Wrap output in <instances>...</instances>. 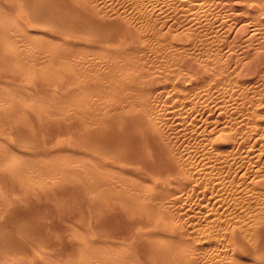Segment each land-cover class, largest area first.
Masks as SVG:
<instances>
[{
  "label": "rangeland",
  "instance_id": "rangeland-1",
  "mask_svg": "<svg viewBox=\"0 0 264 264\" xmlns=\"http://www.w3.org/2000/svg\"><path fill=\"white\" fill-rule=\"evenodd\" d=\"M71 1V3L72 2H74V4L76 5V3H75V0H70ZM101 1H103L104 3H106L105 1H107V0H99V2L100 3H102L103 4V2H101ZM117 1H119V3H120V6L122 7H120L119 6V3L117 2ZM121 1V2H120ZM160 1V2H159ZM185 3L186 2H190V0H183ZM193 1V0H192ZM216 2H217V4H216V2H208V3H206V4H208V5H205L204 3H198L197 4V6H194V8L193 7H191V6H186V5H184V6H178V5H174V3L172 4V3H167V2H170V1H166V3L164 2H162L161 0H155L154 1V3H155V5H156V13L154 12V14L153 15H151V13L150 12H148L149 14L146 16V15H144V17L145 18H143V16H140L141 18H138V20L136 19L135 20V18H134V20H133V18H132V15H131V13L133 14L135 11H133L132 10V6L130 5V4H128V3H125V1L123 2V0H111L110 2L111 3H106V4H108V6H110V8H114V7H117V6H119L118 8H114V10H117V11H119V13L120 14H118L119 16H120V18H119V20L120 21H123L125 24V26H126V28H127V30H128V32H127V34H126V32H125V36L123 35V34H121L120 36H116V38L117 37H119L117 40H116V38L114 37L113 39L115 40H113V39H111V40H109V41H106V43L105 42H103L104 44H105V46H103L102 45V43L101 42H99L98 44L96 43H92V41H84L83 39H86V40H91V39H89V38H80L79 40H77V39H74V40H72V42H66V43H73V45H71V47H72V49L74 50V49H76V46L78 45H80L79 47H81V45H82V43H83V45H82V47L81 48H83V47H85V48H83L82 50H83V52L85 51V49H86V51H85V53H87V49L88 48H86V47H89V49H94V51L93 52H98V53H100L101 52V54H103L102 53V51L103 52H105V56L104 55H101L102 57H106V54L108 53V51H109V53L108 54H115V56L118 58V57H120V58H118L117 60L119 61V63L120 64H125V62H127L128 64H135V65H138L139 66V64H142V66L140 65V67H142L143 69H145V71H146V73H145V79L144 80H152V82H153V80H154V84H157L158 82H164V78H167L168 79V81L167 80H165V81H167L168 83H170V80H169V78H174V76L175 77H177V79H176V82H178L179 81V78H178V76H176V75H174L175 73H176V70H175V68H177L178 66V68H184V70L183 71H186L185 73L186 74H188V73H190L193 77H197L198 75V77H200L199 79H197V78H193L194 80H196V81H194L193 79H192V77L191 76H188V78L190 77V79H192V81H193V83L194 84H196L197 86H199V87H201V88H203L204 87V85H205V88H203V94H199V95H197V97H195L196 95H195V93H197L198 91H197V89L199 88V87H197L196 85V87L195 86H193L191 89L189 88V89H187V90H191V93H190V91L188 92V91H186V93H184L185 94V96H183L182 97V95H183V93L181 92V91H175L174 93H173V91L170 89V87L168 88L170 91H167L168 89L166 88L165 89V91H164V93H165V95L166 94H168L169 95V92H170V98H169V96L168 95H164V93H163V97H161V98H159L154 104L152 103V109L150 110V111H152V115L155 113L154 111H159V116H158V112H156L155 113V116H154V118L152 117V115L150 114L149 116H150V118H153L152 119V121L151 120H149L148 121V123H149V126H151V124L153 125V126H151L152 128H155V131H153L154 129H152L151 127H150V131L152 132H155L154 133V135L152 136L151 134L152 133H150V131H146V130H144V131H146L147 132V134H146V132L144 133L145 135H143L142 133L144 132L143 131V129L142 128H140V126H139V129L141 130V131H139L137 128L135 129V131L137 130V132H140L141 133V135H142V137H139L140 139H141V141L139 140V138H138V140H135L136 141V143H134L133 142V144H132V151H130V152H132L131 154L133 155L135 152L133 151V150H135L137 153H136V155H137V157H136V155L134 156L133 155V158L135 159V157H136V159H138V161L137 160H135L134 161V164L132 163V161L134 160L133 158H132V156L130 157L131 159H132V161H131V159L130 158H128V159H130V161H125V163L124 164H121V162L123 161V160H121L120 161V163H119V161L117 162V159H115L116 161L115 162H117V164L115 163V164H113V160H108V159H106V160H103V156H104V154L102 153V152H100L99 150H96L95 148H96V145L94 146L95 148H93V145H91V146H89V145H87L86 143V139H85V141L82 143L83 145H82V147L81 146H79L77 143H79L80 145H81V142L84 140V138H83V140H82V138L80 139V141L79 142H77L76 144H75V142L76 141H74L73 139H75V140H77L79 137H82V136H84L83 134H85V138H86V133H87V131L89 130V125L90 124H94L95 122L99 125H101V123H100V121H102V120H95V122L94 121H92L93 123H90L91 122V120L92 119H90V121L88 120V118H86L85 116H80V114L82 115V111H78V112H75V110H71V106L72 105H70L69 106V110L68 109H66V107H68L67 105H66V103H67V100L70 102V100L72 99L73 101L74 100H77V99H79V97H78V91H76L75 92V88L73 87V86H68V84H65V89H67V90H65L64 88L61 90L60 88L61 87H63L62 85H64L63 83H60L61 85V87L58 85L59 84V82L57 81V76H56V74L55 73H51V72H48V73H45V72H39V73H37V74H30V75H27V73H23V72H21L22 71V67H24V66H26V68H27V65H28V67H31V65H29L26 61H25V59L27 60V58H25V54L26 53H28L27 55H28V57L30 58V57H33V56H37V55H35V53L36 54H38V52L40 51H38L37 52V50L36 49H38V48H40L41 49V47L39 46V43L42 41V40H38V42H37V38L36 37H34V36H31V35H29L28 33H31V34H35L34 33V31L35 30H37V28H35L34 27V25H32V23H30V22H28L26 19V15H25V13H24V10L18 5L19 4V1L18 0H3V1H1L0 0V5H1V8H0V27L1 28H6V29H9V28H15L14 27V25L16 26L18 23H20V24H18L19 25V27H20V29L22 28V26L21 25H23V28H22V32L21 33H24V34H26V36H28L29 38L28 39H22V38H20L17 42H10V43H8L7 45H5V44H3V42H2V38L3 37H1L0 36V114H2L1 112H3V115L1 116L0 115V154L1 153H8V154H5L6 156H7V158L9 157V158H11L10 160H12V162L11 161H8V162H0V207H1V205L2 206H4V211H3V209H2V207L0 208L1 210V214L3 215V216H1V214H0V222H2L3 220H4V218H5V214H6V212H5V210H13L12 212H14V210L15 209H17V208H19V209H17V214L15 215L16 217L19 215H21V214H24V215H21L20 217H18V218H21V217H24V218H21V219H26L27 217H30L31 219H29V218H27V219H29L30 221H32V223L33 224H37V226H35V225H33V226H35V227H37V228H40L39 230H41V231H44V229H45V233H43L42 232V234H43V238H44V241L46 240V239H48L47 241L49 242L50 241V243L52 244L50 247H49V249H48V247H46V248H37V247H35V245H33V243L31 242V241H29V240H26V239H23V242L25 243L24 245L26 246L25 248V250L27 251V253L32 249V251L30 252V254L28 253V255L27 256H25V254H27V253H24V255H22V250H21V252L19 251V252H17V253H13V254H11L9 257H2L1 255H0V264H40V263H38V262H41V264H92L91 262L89 263V261H92L94 258H92V257H94V256H90L91 254H94V252H96L95 253V255H97V252H98V255H100L99 257H100V259H103L101 256L103 255L104 256V261H102L101 263L99 262V263H97L96 262V260L98 261V260H100V259H98L99 257L98 256H96V260L94 259L93 261L94 262H96L97 264H104V263H110V262H108V261H111V264H115L114 262H112V259L110 258V257H114V256H110V255H113V254H116L115 255V257L116 256H118L117 258L120 260L119 262H118V264H122V262L124 261V263L125 264H129V262H130V264H132L133 262L132 261H135L136 263L135 264H150V262H151V264H155V263H153L152 262V260L154 259V261L156 262L157 260H158V255H154V253L152 252V250H150L151 249V247H149L150 249H149V251H151L152 252V255H151V252H150V256L149 257H146L145 255H148V252L149 251H147V253H146V250H145V248H143L144 249V253H145V255H144V253H143V255L146 257H144L143 255H142V253H140L141 254V256H140V254L138 255V252H140V251H142L143 252V250L142 249H140V248H138L137 249V245H134L133 246V244L130 242V239L131 238H133V237H136L135 236V234H136V232L138 231V229L141 227V225L142 224H140V226H138V227H135L134 228V226L133 225H131V223L133 222V220H134V222L136 221L137 222V224L138 223H140V222H138L137 221V219H139V221H148L149 220V216L148 215H146V218L144 217V218H142V216L140 215V213L138 212V210H137V212H138V215L136 216V214H137V212H135L136 211V209L134 210H132V211H130V212H126V211H123V209H122V205L120 204V202L122 203V199L121 200H113V201H111V203H113V207L115 208V210H114V208L113 207H111L112 206V204L109 202L110 200H111V198L109 199V197H107L108 199H106V198H104V199H102L100 196H103V189H104V192L106 191V189L108 188V191H106V193H108V194H120V195H123V199H127V201H125L124 200V203H133V205H134V207L135 206H139L140 204L142 205V204H144V202L142 201L143 199H145V197H142V194L141 193H143L144 192V194H145V191H147V190H145L144 188L147 186L148 188H146V189H152V190H155L156 191V189L158 190V188H161V189H165V191H167L168 192V190L167 189H169V185H167V180H168V178H169V176L168 177H164V178H162L163 176H161V174H160V172H159V167L160 166H158V165H161V161L163 160V159H161V161L159 160V159H157V158H155L156 160H158V161H156V160H154V156L156 157V155H162V157L161 158H164V163L165 162H167V157H169L168 158V160L170 161V162H172L173 161V158L172 157H174V159L178 156V158H177V160L178 159H180V158H182L181 160H182V162H184V160L186 161V157L188 158V157H190V158H192L191 159V162L189 161L190 160V158L187 160V162H189L188 163V165L185 163V165L188 167V169H189V164L191 163V165H190V169L189 170H193V169H195L196 171H199L200 169H202V170H206V168L209 166L210 168H208V172L206 171V175H204L203 173H202V175L201 176H199V179H200V181H205V183H207V179L209 178V181H208V184H206L204 187H202L203 188V190H202V188H201V190H199V191H201V193L204 191L205 192V194H201V196H200V194H199V191L197 192V191H192L193 190V188L194 187H189L188 189H187V191H188V193H187V195H189V196H186V195H184L185 197L184 198H186V199H184V202H183V204H184V207H185V212H190L191 211V215H190V213H188L190 216V218L188 217H186L185 219H183V220H181L182 218L179 216L178 217V219H177V216H178V214H177V211L175 210V209H171L170 210V212L169 213H171V218H175L176 217V222H178L179 223V220H181L180 221V225H181V223H182V227L186 230V234L188 235V236H190L191 235V237H193L194 238V236H193V234L195 233H193V231H194V229H195V227L197 226V229L199 230V228H198V225L200 226V230H199V232H198V230L197 229H195V231H197V234L195 235V236H197V235H200V233H202V231L204 230V233L206 232V233H208L209 231H211L212 233V235L214 236H216V237H213L215 240H216V238H218V240L219 239H222L223 237H222V232L224 231L225 232V230L227 229V230H229V229H231L232 227H235L236 225H240V224H245V223H251V224H256V226H258L259 228H260V230L261 231H263L262 232V234H264V223H262V221L264 220H260V219H262L263 217H264V212H261L263 209H264V193H263V191H264V187L263 186H260L259 185V183L261 184V183H263L264 184V63H262L264 60V30H262L263 29V27H264V25H262V22H264V21H262V22H260V24L257 22L258 20H256L255 22H253V21H248V19L246 18V17H244L246 14H245V12H243L244 10H242L241 11V9H240V7H238V0H231L230 1V3H231V5H225V3L223 4V2H221L220 0H215ZM69 2V1H68ZM116 2V3H115ZM123 2V3H122ZM157 2H159L158 4H157ZM164 4V6H163V4ZM172 2V1H171ZM2 3V4H1ZM70 3V2H69ZM118 3V4H117ZM220 3H221V5H220ZM73 4V3H72ZM115 4V5H114ZM116 4H117V6H116ZM123 6H122V5ZM128 4V5H127ZM162 4V5H161ZM167 4L169 5V6H167ZM171 4V5H170ZM209 4H215V5H209ZM222 4H223V6L225 7H221L222 6ZM240 4H242V3H240ZM3 5V6H2ZM104 5V4H103ZM114 5V7H112ZM128 6V8H127V6ZM129 5H130V7H129ZM200 5H201V7H204L202 10H201V8H200ZM219 5V6H218ZM210 6V7H209ZM215 6H217V7H215ZM229 6V7H228ZM231 6V7H230ZM4 7H6L7 8V10H6V8H5V10L6 11H8V8H9V10H10V13H9V11L8 12H5V10H4ZM146 7H148L149 8V6H145V8ZM162 7V8H161ZM198 7L199 9H196V8ZM209 7V8H208ZM215 7V8H214ZM227 7V8H226ZM235 7V8H234ZM3 8V9H2ZM123 8H125V10L123 9ZM162 9V10H158V9ZM217 8V9H216ZM239 8V9H238ZM128 9V10H127ZM134 9V8H133ZM189 9H192V10H189ZM238 11H237V10ZM127 10V11H126ZM131 10V11H130ZM135 10V9H134ZM150 10V9H149ZM116 11V12H117ZM123 13H121V12ZM124 11V12H123ZM131 12L130 14H129V12ZM160 11H161V13H160ZM187 11V12H186ZM207 11V13H205V12ZM3 12H5V14L3 13ZM115 12V11H114ZM232 12V13H231ZM241 12L242 13H244V14H242L241 15ZM3 13V14H2ZM9 13V14H8ZM113 13V12H112ZM159 13H160V15H159ZM196 13V14H195ZM233 13H235V15L237 16H234V14ZM237 13V14H236ZM11 14V15H10ZM12 14H14V15H12ZM195 14V15H194ZM130 15H131V17H130ZM238 15H239V17H238ZM240 15H241V18H240ZM244 15V16H243ZM4 16V17H3ZM6 16V17H5ZM12 16L14 17V18H12ZM151 16H153V17H151ZM155 16V17H154ZM186 16H188V17H191V18H188V19H185V17ZM234 16V17H233ZM3 17V18H2ZM149 17H151L150 19H151V22H150V19H149ZM233 17V18H232ZM235 17H236V20L238 21H236L235 20ZM244 17V18H243ZM5 18H7L6 20H5ZM9 18V19H8ZM113 18V17H112ZM132 18V19H131ZM187 18V17H186ZM239 18H240V20H239ZM142 19H144L145 21H147V22H149V23H147V22H145L144 20H142ZM148 19V20H147ZM192 19V20H191ZM244 21H243V20ZM247 19V20H246ZM12 20V21H11ZM188 20V21H187ZM189 20H191V21H189ZM14 21H16V24L14 23ZM145 23H144V22ZM236 21V22H235ZM240 21V22H239ZM242 21V22H241ZM245 21H247V23H245ZM7 22V23H6ZM18 22V23H17ZM127 22V23H126ZM249 22V23H248ZM8 24V26L6 27L5 25L6 24ZM9 23H13V25H9ZM189 23V24H188ZM240 23V24H239ZM128 24V25H127ZM187 24V25H186ZM246 24V25H245ZM249 24V25H248ZM254 25V27H256V28H254L253 26V28L252 27H250L251 25ZM264 24V23H263ZM243 25V26H242ZM247 27V28H244L245 26ZM259 25V26H258ZM261 25H262V28H261ZM129 26H130V28H129ZM257 27H259V28H257ZM132 28H134L133 30H132V32H131V29ZM252 29V30H251ZM255 29V30H254ZM258 29H260V31L258 30ZM24 30V31H23ZM257 30V31H256ZM19 31H21V30H19ZM37 31H39V32H42V33H44V34H48V35H46V36H48V39L50 38H53V35L51 34V32L49 31V30H46V29H44V28H41L40 30H37ZM1 32V31H0ZM4 33H6V35H7V39H9V40H11V37H12V39H14L15 37L13 36V35H11L10 34V32L8 31V32H4ZM9 33V34H8ZM135 33V34H134ZM257 33V34H256ZM133 34H134V36H133ZM127 35H130V37H128L127 39L128 40H125V37L127 36ZM121 36H123V37H121ZM131 36H132V39H131ZM254 36V37H253ZM14 37V38H13ZM123 38V39H122ZM130 38V39H129ZM41 39V38H40ZM40 41V42H39ZM20 42V43H19ZM37 42V44H38V47H36V44L34 45V43H36ZM90 42V43H89ZM110 42V43H109ZM116 42H118V43H116ZM144 42V43H143ZM163 44H162V43ZM12 43H14V44H12ZM16 43H18L17 44V46H16ZM45 43H49V42H45ZM51 43V42H50ZM50 43H49V45H48V47H50L52 44L54 45V43H56V44H58V42H52L51 43V45H50ZM59 43H61V42H59ZM92 43V44H91ZM108 43H109V45H108ZM114 43H115V45H114ZM128 43L130 44V47H128ZM157 43V44H156ZM160 43V44H159ZM22 44V45H21ZM23 44H26V47H28V49L26 48V47H24V45ZM33 44V45H32ZM46 44V45H47ZM54 45V47H53V45L50 47V48H56V46L57 45ZM149 44V45H148ZM28 45V46H27ZM31 45H32V47H31ZM41 45H44V46H42V50H43V48H46V45L44 44V42H41ZM158 45H161V47H164V48H161L160 46L159 47H157V49L158 48H161L160 50L158 49H156V46H158ZM164 45V46H163ZM167 45V46H166ZM23 48H22V47ZM77 46V50L76 51H80L81 50V48L79 49V47ZM144 46H145V48H144ZM172 46H174L173 48H172ZM20 47V48H19ZM35 47V48H34ZM48 47H47V50L49 51V49H48ZM73 47H75V48H73ZM90 47H92V48H90ZM131 47H133V49H131ZM31 48H34V52L35 53H31V52H33L32 51V49ZM52 48V49H53ZM98 49V50H96V49ZM129 48V49H128ZM177 50H176V49ZM179 48V49H178ZM24 49H25V51H26V49H27V51L25 52L24 51ZM79 49V50H78ZM131 49V50H130ZM164 49V50H163ZM177 51H175V50ZM55 50V49H54ZM81 50V51H82ZM92 50H89V51H91L92 52ZM105 50V51H104ZM139 50H140V52H141V54H140V52H139ZM182 50L183 51H186V52H184L185 54L186 53H188L189 54V57H187V58H185L187 55H185L183 52H182ZM262 50H263V52H262ZM44 51H46L45 49L43 50V52ZM48 51H46V53L48 52ZM53 51V50H52ZM51 51V52H52ZM156 51H157V53H156ZM159 51H162V52H159ZM16 52H18V53H20V57H21V60H23L24 62L23 63H25V64H20V66H18V64H17V59L15 60V58H8V56H14V54L16 53ZM41 52V51H40ZM54 52V51H53ZM107 52V53H106ZM180 54H179V53ZM181 52H182V54H181ZM24 53V54H23ZM32 54V56H31V54ZM45 53V52H44ZM49 53H50V51H49ZM45 54V55H51V54ZM97 53V54H98ZM127 53V54H126ZM128 53H129V55H128ZM137 53L139 54V55H137ZM173 53H175L176 54V56H178V55H180L181 57H178V61H175L176 59H177V57L175 56V54H173ZM263 53V54H262ZM9 54V55H8ZM30 54V55H29ZM34 54V55H33ZM96 54V53H95ZM107 54V55H108ZM125 54V55H124ZM173 54V55H172ZM178 54V55H177ZM256 54V55H255ZM261 54H262V58L263 59H261ZM24 55V56H23ZM118 55H120V56H118ZM126 55H128V56H126ZM169 55V56H168ZM182 55H184L185 57H183V59H181V61H179V59L180 58H182ZM190 55H192V56H190ZM260 55V56H259ZM96 56H98V55H96ZM100 56V57H101ZM108 56H110V55H108ZM107 56V57H108ZM112 56V58H113V55H111ZM130 56V57H129ZM172 56H174V59L172 60L171 58H173ZM22 57H24V59L22 58ZM115 57V58H116ZM136 57V59L137 60H135V59H133V58H135ZM176 57V58H175ZM195 57H197V58H195ZM138 59H142V60H144V61H142V60H138ZM196 59H198V60H200V62L197 60L196 61ZM116 60V61H117ZM120 60H123V61H120ZM132 60V61H131ZM133 60H135L134 62H133ZM169 60V61H168ZM183 60V61H182ZM190 60H192V61H190ZM201 60H202V62H203V65L202 64H199V63H201ZM125 61V62H124ZM136 61H138V64L136 63ZM145 61H147V62H145ZM167 61H168V64H170V63H173V64H170V65H172L171 67H170V65H168L167 64ZM188 61V67H187V64H186V62ZM204 61H206V62H204ZM209 61V62H208ZM260 61V62H259ZM262 61V62H261ZM52 61H49V62H47V63H51ZM122 62V63H121ZM124 62V63H123ZM143 62V63H142ZM175 62H176V66H174L173 67V65H175ZM180 62V63H179ZM193 64V63H195V65H196V67H194V64L193 65H191V63ZM199 62V63H198ZM250 62V63H249ZM147 63V64H146ZM153 63H154V65H155V68H156V66L157 67H161V66H163V67H165L166 65V67H170L172 70H173V68H174V70L172 71L169 67V69L168 68H166L167 70L164 72L163 71V73H161V71H162V67L161 68H159L160 69V71H159V69L158 68H154V66H153ZM204 63H206V64H204ZM210 63V64H209ZM211 63H212V65H211ZM214 63V64H213ZM251 63H253L252 65H254V67H252V65H250ZM41 64H43V63H41ZM146 64V65H145ZM166 64V65H165ZM182 64V65H181ZM249 64V66L247 67V65ZM263 64V65H262ZM10 65V66H9ZM13 67H12V66ZM40 65V64H39ZM50 65H53V66H55L56 64L55 63H52V64H49V66ZM58 65V64H57ZM55 66L54 68H57L58 66ZM127 65V64H126ZM205 65L207 66V67H205ZM209 65V66H208ZM46 66H48V65H40V68L42 69V68H45ZM131 66V65H130ZM150 66V67H149ZM192 66H193V68H192ZM213 66V67H212ZM216 66V67H215ZM218 66V67H217ZM219 66H222L221 68L219 67ZM262 66V67H261ZM151 67H152V69H151ZM205 67V68H204ZM252 67V69H250ZM258 67V68H257ZM25 68V67H24ZM59 68V67H58ZM177 68V70L179 71V69ZM190 68V69H189ZM203 70H202V69ZM209 70H208V69ZM211 68V69H210ZM213 68H216L217 69V71L215 72V70L216 69H213ZM255 68H257V69H255ZM21 69V70H20ZM158 69V70H157ZM164 69V68H163ZM181 69V70H182ZM197 70V72H200L201 70L203 71V72H201V74H198V75H195V71ZM205 69H207V71L205 70ZM219 69H223L222 70V72H221V70H220V72H219ZM263 69V70H262ZM20 70V71H19ZM148 70V71H147ZM172 71V72H170V71ZM192 70V71H191ZM262 70V71H261ZM154 71V72H153ZM157 73H156V72ZM168 71V72H167ZM183 71H179L178 73H180L181 74V72H183ZM195 73H194V72ZM211 71V72H210ZM254 71V72H253ZM159 72V73H158ZM175 72V73H174ZM206 72H207V74H206ZM221 73V74H223L224 75V78H222L223 76L221 75V76H219V78H218V76H216V75H218V74H216V73ZM248 72V73H247ZM151 73V74H150ZM171 73V74H170ZM172 73H174L173 75L174 76H171L172 75ZM178 73H177V75H178ZM184 72H183V74L186 76V74H185ZM209 73V74H208ZM211 73H212V75L213 76H211ZM226 73V74H225ZM250 73V74H249ZM263 73V75L261 76V74ZM153 74V75H152ZM157 74L158 75V77H157V75L155 76V75ZM162 75V77H160V75ZM163 74L165 75V77H163ZM166 74H170V75H167L166 76ZM251 74H253L252 76H251ZM1 75H2V77H1ZM5 75H7L6 77H3V76H5ZM24 75V76H23ZM146 75L149 77V78H151V79H146ZM183 75V76H184ZM206 75V76H205ZM208 75H209V77H208ZM228 75H229V77H228ZM259 75V76H258ZM14 76V77H13ZM23 76V77H22ZM211 76V77H210ZM216 76V77H215ZM227 76V77H226ZM251 76V77H250ZM11 78V79H9V78ZM19 79H18V78ZM142 77H143V75H142ZM141 77V80H143V78ZM157 77V78H156ZM206 77H207V79H206ZM212 77H215V79L214 78H212ZM220 77H221V80H222V82L223 83H225V85L224 84H222V82H220L221 80H220ZM5 78H8V79H5ZM161 78H163V80H160ZM186 78V80H189V79H187V77H185ZM205 78V79H204ZM227 78H229V79H231V81L230 80H228ZM15 79V80H14ZM20 79H21V81H20ZM26 79H27V81H26ZM160 81H159V80ZM175 79H174V81H175ZM220 80V81H217V80ZM26 82H25V81ZM39 80H40V82H42L44 85L46 84V86L47 85H49V87H46V86H43V84L42 83H40L39 82ZM143 80V82L144 83H146V81H144ZM209 80V81H208ZM210 80H211V82H210ZM18 81L19 82H21V83H18ZM45 81V82H44ZM208 82V83H206V82ZM216 81V82H215ZM54 82H56V85H58L59 87H57L56 85H55V83ZM214 82V83H213ZM230 82V83H229ZM1 83H5V84H1ZM54 83V84H53ZM200 83H201V85L203 86H200ZM212 83V84H211ZM216 83H218V84H216ZM229 83V84H228ZM37 84L39 85V86H41V87H39V86H37ZM164 85L163 86H170V84H167V83H163ZM187 84H189V83H186V85ZM193 84V85H194ZM214 84V85H213ZM8 85V86H7ZM51 85H53V86H51ZM152 85V84H151ZM208 85V86H207ZM213 88L212 89V91H211V89H209V87L210 86ZM155 86V85H154ZM189 86V85H188ZM216 87V88H214V87ZM208 87V88H207ZM39 88V89H38ZM194 88H196V92H194L195 90H193ZM58 89H60V90H58ZM205 89V90H204ZM207 89V90H206ZM64 90V91H63ZM183 90H185V89H183ZM172 91V92H171ZM192 91H193V93H192ZM205 91H209V92H205ZM43 92V93H42ZM168 92V93H167ZM179 94H178V93ZM185 92V91H184ZM172 93V94H171ZM176 93V94H175ZM207 93V94H206ZM209 93V94H208ZM38 94H39V96H38ZM174 94L176 95V101H174ZM189 94H190V96H189ZM193 94V95H192ZM173 95V96H172ZM179 95V96H178ZM189 97L186 101H194L195 99V101L193 102V104H192V102L190 103H188V102H186V103H188V105H185L186 103L185 102H183V104H182V101L185 99V97H187V96ZM195 95V96H194ZM206 95V96H205ZM27 97V100L25 99L26 97ZM28 96L30 97L29 99H28ZM74 96V97H73ZM168 96V98L169 99H167L166 97ZM204 96V97H203ZM38 97H40V98H38ZM83 97V95H81L80 96V98H82ZM178 97H181V98H178ZM195 98V99H193V98ZM200 97H202V99H200ZM9 98V99H8ZM15 98H17V101H19L20 102V104L21 105H23L24 107V109L23 108H21V116H25L26 115V117H24L23 118V120L24 121H19V120H15L16 119V117H17V115H15V114H18V113H16V111L14 110V109H16V107L19 105H17V103L14 101V100H16ZM65 98V99H64ZM71 98V99H70ZM165 98V99H164ZM8 99V100H7ZM39 99V100H38ZM55 99V100H54ZM171 100L170 102H171V104H169L168 105V101L167 100ZM64 100V101H63ZM71 100V101H72ZM161 102H160V101ZM164 100H166V101H164ZM180 102V105H179V102ZM198 100H201V101H198ZM28 101H30V103L28 102ZM33 103H32V102ZM56 101H58V102H56ZM172 101H174V103H172ZM196 101H198V102H201L200 104L197 102V104H196ZM203 101V102H202ZM3 102V103H2ZM25 104H24V103ZM37 103V105L36 106H34L36 103ZM166 104H165V103ZM169 102V103H170ZM175 102H176V104H175ZM178 102V103H177ZM61 103V104H60ZM158 103V104H157ZM161 103L163 104L164 103V107L161 105ZM196 104V106H195V104ZM156 104H157V106H156ZM189 104L191 105L190 107H189ZM205 104V105H204ZM17 105V106H16ZM21 105H19L20 107H21ZM64 105L66 106L65 108H64ZM153 105H154V107H153ZM158 105H159V108H158ZM170 105H174V106H178L177 108L176 107H172V106H170ZM182 105V106H181ZM18 106V107H19ZM61 106V109H62V111H66V113L68 112V117H66V116H64V117H62L63 115H66V113H64L63 114V112L61 111V109L59 108ZM125 106V105H124ZM161 106L163 107V110L161 109ZM167 106H170V108H166ZM181 106V107H180ZM187 106V107H186ZM196 108H195V107ZM204 106H206V107H204ZM73 107V106H72ZM119 107V108H118ZM189 107V108H188ZM194 107V108H193ZM198 107H200L199 109H198ZM204 107V108H203ZM55 108H57V109H55ZM115 108V109H114ZM118 108V109H117ZM158 108V109H157ZM167 110V111H165V109ZM174 108V109H173ZM179 110V113L178 114H176V112H178L177 110ZM190 108H193V109H190ZM122 111H121V110ZM124 108H121V105L120 106H117V107H113V109H110L109 110V108H108V110H104V112H106V113H111V114H114V113H117V111L115 112V110H120L119 112L120 113H122V112H124V110H123ZM154 109V110H153ZM157 109V110H156ZM173 109V110H172ZM188 111H187V110ZM190 109V110H189ZM17 110V109H16ZM24 110H26L25 112L26 113H22V112H24ZM27 110L30 112V111H32V112H30L31 113V115H30V113H28L27 112ZM51 110V111H50ZM53 110V111H52ZM58 110H59V112H58ZM112 110V111H111ZM126 110V109H125ZM175 110V111H174ZM180 110H183L185 113H187V114H185V113H183L182 111L180 112ZM198 110H199V112H198ZM201 110V111H200ZM7 111V112H6ZM19 111V110H18ZM73 111H74V113H73ZM111 111V112H110ZM127 111V110H126ZM161 111H164V112H162L161 113ZM173 111L175 112L174 114H176V116L174 117L172 114H173ZM187 111V112H186ZM190 111V112H189ZM194 111V112H193ZM199 114H196V112ZM50 112H52L51 114H53V112L55 113L54 114V117H53V115H50L49 113ZM56 112L57 113H62L63 115L62 116H60V117H58L59 116V114H58V116H57V114H56ZM79 112H81V113H79ZM166 112H168V113H166ZM172 113V114H170L169 115V113ZM195 113V114H193V113ZM15 113V114H14ZM27 113H28V115H27ZM32 113H33V116H32ZM71 113V114H70ZM164 113V114H163ZM182 113V114H181ZM189 113H192L193 114V116H191L192 114H189ZM129 114H131L130 116H133L134 114L136 115V114H141V113H139V112H136V111H134L133 113H131V112H129ZM162 114V115H161ZM166 114V115H165ZM167 114H168V116H169V119H171V120H167L168 118V116H167ZM179 114H180V116H182L183 117V119H182V121H180L181 119L180 118H182V117H179L178 118V116H179ZM19 115H20V113H19ZM36 117H35V116ZM76 115V116H75ZM84 115V114H83ZM173 117H172V116ZM185 115H187L188 116V119L186 120V118H187V116H184ZM195 115L197 116V118L195 117ZM11 116H14L13 118H11ZM52 116V117H51ZM57 116V117H56ZM157 116V117H156ZM162 116V117H161ZM165 116H167V117H165ZM56 117V118H55ZM101 117V116H100ZM139 116L137 115V116H134V118H138ZM155 117H156V119H155ZM161 117V118H160ZM172 117V118H171ZM36 120H35V119ZM45 118V119H44ZM140 118V117H139ZM167 118V119H166ZM175 118V119H174ZM179 120L178 122H182V123H178L177 122V119ZM184 118H185V120H184ZM193 118H195L194 120H197V121H195L196 123H198V124H195L194 125V120H193ZM20 119V118H19ZM87 119V120H86ZM161 120V123H160V120ZM190 119V120H189ZM192 119V120H191ZM13 120V121H12ZM33 120H35V121H33ZM39 122H38V121ZM66 120H68V121H66ZM156 120V121H155ZM157 120H159V121H157ZM165 121L166 122V127H165V122H163V121ZM167 120V121H166ZM21 122L20 124H19V122ZM86 121H88V122H86ZM155 123H154V122ZM172 121H175V122H177V123H175V122H172ZM186 121H188V122H186ZM191 121H193V122H191ZM203 121H205V122H203ZM168 122V123H167ZM170 122H172L173 124H171ZM60 123V124H59ZM76 123V124H75ZM79 123V124H78ZM87 123H89V124H87ZM158 123V124H157ZM164 123V124H163ZM206 123H209L208 125L206 124ZM25 126H24V125ZM58 124V125H57ZM61 124H63V125H61ZM77 125V127H78V125H81V129L82 130H84V131H82V132H80V127H73L72 128V126L71 125ZM157 126H156V125ZM159 124H162V126L161 127H165V128H161L160 127V125ZM168 124V125H167ZM177 124L178 125H183L182 127H186V125H188V127H184V129L185 130H183L182 129V127H180L179 126V128H177L178 126H177ZM186 124V125H185ZM20 125V126H19ZM37 125L39 126V127H37ZM41 125L43 126V128L41 127ZM45 125V126H44ZM53 125H55V127H57V128H55V127H52ZM117 125V124H116ZM158 125H159V127H158ZM171 125V126H170ZM172 125H176L174 128H172ZM190 125V126H189ZM191 125H193L192 127H191ZM206 125V126H205ZM21 126H23V127H21ZM47 126L49 127V128H53V130L52 129H49V128H47ZM91 126V125H90ZM94 126H97L96 124H94L93 125V131H94V129H96L97 127H94ZM114 126V125H113ZM118 126H119V124H118ZM199 126V127H198ZM203 126V127H202ZM42 128V132H43V130H44V132H47L48 130L50 131V132H47V135H45V134H42L41 135V129L40 130H36L37 128L39 129V128ZM45 127V128H44ZM170 127V128H172L173 129V131H175V132H178V131H180V132H182V133H180V132H178V133H176V135H177V137H176V135H174L173 136V132H171L172 130L170 129H168V128ZM206 127V129H207V131H205L206 129H204V130H202L203 128H205ZM23 128V129H22ZM29 130H28V129ZM36 128V129H35ZM60 128V129H59ZM66 128V129H65ZM69 128H71V129H69ZM75 128H77L76 130H74ZM157 128H159V129H157ZM175 128H177V129H175ZM180 128L182 129V130H180ZM189 128V129H188ZM193 128V130H191ZM195 128V129H194ZM199 130H198V129ZM262 128V129H261ZM25 129V130H24ZM47 129V130H46ZM56 129V132H60L61 133V135H55V136H57L58 138H57V140H54V138L52 139V136H50L49 134H51V135H54V134H52L53 132L52 131H54ZM91 129V128H90ZM161 129L163 130L162 132H161ZM168 129V130H167ZM197 129V130H196ZM7 130V131H6ZM17 130H21V132H23L24 134L27 132V135L29 134L28 132H30V134L28 135L31 139H35V137L36 136H43V137H36V142L38 143V144H40V146L38 147V146H36V143H34V145L37 147V149L35 150L34 149V145H30L29 147H27V146H19V144H18V140H17V138H16V136H14V134H15V131H17ZM46 130V131H45ZM101 130H103V128L101 129ZM157 130L159 131V132H157ZM165 130H167V131H165ZM178 130V131H177ZM188 130V131H187ZM198 131L196 134H195V132L196 131ZM256 130H258V132L256 131ZM262 130V132H259V131H261ZM66 131V132H65ZM70 131H72V132H74V134H72V132H70ZM170 131V132H169ZM186 131H187V133H186ZM190 131H192L191 133H190ZM199 131H200V133H202V131H203V136L204 135H206L207 136V138H206V136H204L205 138L204 139H206V141L204 142V139H202L203 137L201 136L200 137V135H202V134H200L199 133ZM33 132V133H32ZM43 132V133H44ZM56 132H54L55 134H58V133H56ZM75 132H79V134L78 135H81V136H78V138H76L75 137ZM83 132H85V133H83ZM136 132V133H137ZM149 132V133H148ZM164 134L165 136V138H166V136L167 137H169V138H163L162 136V134ZM165 132V133H164ZM206 132V133H205ZM13 133V134H12ZM38 133H40L39 135H38ZM59 133V134H60ZM71 133V134H70ZM161 135H160V134ZM168 133V134H167ZM171 135H170V134ZM186 135H184V134ZM192 134V135H194L195 134V136L193 137H191V135L189 136V134ZM7 134V135H6ZM12 134V135H11ZM31 134H33V135H31ZM36 134V135H35ZM64 134H66V136L64 135V137H63V135ZM70 134V135H69ZM76 134V135H77ZM167 134V135H166ZM182 134H183V136H185L183 139H182ZM199 134V135H198ZM26 135V134H25ZM73 135H74V137H73ZM140 134H139V136H141ZM151 137H150V136ZM32 136V137H31ZM46 136H48V137H46ZM154 136H157L156 138L154 137ZM171 136H173L172 137V139H171ZM189 137V139H188V137ZM197 136V137H196ZM14 137L16 138V139H14ZM54 137V136H53ZM147 137H148V139L149 138H152L153 137V139L152 140H155V141H152V142H156L157 143V141H158V144L156 145V146H154V145H152V149L154 148V147H156L155 149H153L154 151H156V153H154V155H152L153 157H151V154H153L152 153V149H151V144H153L152 142H150L149 140H151V139H149L148 141H147ZM177 139H176V138ZM180 139H179V138ZM191 137V138H190ZM199 137V138H198ZM46 138H48V140H49V142H48V140L46 139ZM115 138H116V136H115ZM115 138L113 137V139L115 140ZM158 138V139H157ZM173 138H175V139H173ZM39 139H41V142H42V140L44 141L43 143V147L41 146L42 145V143L41 142H39L38 140ZM51 139V140H50ZM55 139H56V137H55ZM160 139H163L164 140V142L163 141H159ZM168 139H171L172 140V142H171V140L169 141ZM179 139V140H178ZM183 140V144L181 143L182 142V140ZM184 139H185V142H186V139H187V142L185 143L184 142ZM194 139H196V140H194ZM17 140V141H16ZM46 140V141H45ZM52 140H54V141H56V142H52V144L50 143ZM72 140L74 141V142H72ZM144 140V142H146V143H142V146H140L141 144H139V146L141 147V148H139V146H138V143H141L142 141ZM168 140V141H167ZM178 142V145H177V142ZM181 140V141H180ZM201 140H202V143H201V145H199L200 144V142H201ZM4 143H7V144H4ZM110 141V140H109ZM140 141V142H139ZM171 142V144L170 143H166V142ZM198 141H199V143H198ZM35 142V141H34ZM117 142V141H116ZM174 142H176V144L174 143ZM48 143H50L51 145L49 146V144ZM55 143V144H54ZM71 143V144H70ZM77 146V148L74 146V144ZM96 143V142H95ZM151 143V144H150ZM180 143V144H179ZM208 144L207 146H203V145H206V144ZM33 144V143H32ZM48 144V145H47ZM73 144V145H72ZM134 144H136V147L137 148H135V146H134ZM147 144V145H146ZM150 144V145H149ZM168 144H170V146H168ZM182 144V145H181ZM3 145H4V148H1V147H3ZM85 145H87L86 147H85ZM146 146V149H144V147ZM159 145V146H158ZM171 145L173 146H175V148H174V146L172 147L173 149H171ZM78 146H79V149H78ZM83 146H84V149H83ZM116 147L117 146V144H114L113 145V147ZM144 146V147H143ZM154 146V147H153ZM158 146V147H157ZM161 146H163V147H161ZM178 146H179V148H178ZM185 146V148L187 147V150L185 149V148H183ZM199 146H201V147H199ZM203 146V147H202ZM5 147H7V148H5ZM31 147H32V149H31ZM40 147L41 148H43L42 150L40 149ZM81 147V148H80ZM90 147V148H89ZM93 149H92V148ZM168 147H170V148H168ZM181 147V148H180ZM204 147H206V148H204ZM28 148V149H27ZM85 148H87V149H85ZM134 148V149H133ZM158 148H160L161 150L159 151V149ZM180 149L179 151L178 150H176V149ZM202 148H204L203 149V152L201 151L202 150ZM1 149H2V151H1ZM30 149V150H29ZM89 149V150H88ZM95 149V150H94ZM114 149H116V148H114ZM143 149L146 151V153L148 154H146L144 151H143ZM148 149V150H147ZM150 149V150H149ZM157 149H158V151H159V153L157 152ZM169 149H171V151L169 150ZM174 149H175V151H174ZM185 149V150H184ZM188 149H189V151H188ZM201 149V150H200ZM6 150V151H5ZM77 150H79V151H77ZM92 150V151H91ZM138 150V151H137ZM140 150H142L141 152H140ZM174 151V155H177V156H174L173 154H171V152H173ZM183 150V151H182ZM199 150L201 151V152H199ZM207 150H209V152H207ZM230 150H232V151H230ZM235 150H237L236 151V154L238 155V156H236L235 155ZM91 151V152H90ZM96 151H99L97 154H95L96 153ZM148 151V152H147ZM166 151V152H165ZM179 152L181 155L183 154V155H186V156H184V157H180L179 158V156H180V154L178 153V154H176L177 152ZM186 153H185V152ZM14 152V153H13ZM55 152V153H54ZM95 152V153H94ZM134 152V153H133ZM168 152V153H167ZM176 152V153H175ZM208 153L207 155H206V153ZM230 152V153H229ZM20 153V154H19ZM52 153H54V154H57L56 155V157L55 156H52V155H54V154H52ZM77 153L79 154V155H77ZM139 153V154H138ZM163 153H164V155H166L165 153H167V157L165 156V157H163L164 155H163ZM188 153V154H187ZM206 155V156H208V157H206L204 154ZM222 153H225V154H220ZM22 154V155H21ZM23 154H25V155H23ZM78 156V158H79V156L81 155L82 156V158L84 157V155H85V159L83 158H80V160H78V158L77 159H75L77 156ZM98 154H100V155H98ZM103 154V155H102ZM146 154V156L144 157V155ZM203 155V157H202V155ZM216 154H219V156L217 155L216 156ZM229 154H230V156H229ZM20 155V156H19ZM36 155H37V157H36ZM138 155H140V156H138ZM173 155V156H172ZM189 155V156H188ZM224 155H225V163H226V165H224V166H226V167H224L223 166V164H225L224 163V158L222 159V156L224 157ZM228 157H227V156ZM234 155H235V157H234ZM247 155H249V156H247ZM36 158H35V157ZM48 156H50V157H48ZM150 158H148V157ZM201 156V157H200ZM245 156H247V157H245ZM75 157V158H74ZM86 157H90L89 159L88 158H86ZM140 157V158H139ZM218 157V158H217ZM221 157V158H220ZM233 157V158H232ZM237 157V158H236ZM19 158V159H18ZM23 158V159H22ZM48 158V159H47ZM51 158V159H50ZM75 159L74 161H75V163H76V166H78V168L76 167V166H74V165H72V166H74V168L71 166V165H69V164H71V161H72V159ZM93 158V159H92ZM183 158H184V160H183ZM203 158V159H202ZM205 158V159H204ZM219 158L221 159V161L219 160ZM226 158H228L230 161H231V163L230 162H228V159L226 160ZM232 158V159H231ZM238 159V161L237 160H235V159ZM242 158V159H241ZM252 160H251V159ZM47 159V160H46ZM52 159H55V160H53L52 161ZM87 159H88V163L89 164H91V162H94L93 160H95V162L94 163H92V165H88L87 164ZM90 159H92V160H90ZM113 159V158H112ZM147 159H148V161H147ZM207 159H209L208 160V162H207ZM8 159H6V161H7ZM67 160V161H66ZM78 160V161H77ZM119 160V159H118ZM140 160V161H139ZM143 160V161H142ZM172 160V161H171ZM218 160H219V162H223L222 163V165H221V163H219L218 162ZM223 160V161H222ZM234 160H235V162H234ZM1 161V160H0ZM74 161H72V163L74 162ZM91 161V162H90ZM143 162L144 164H142V163H140V162ZM147 161V162H146ZM151 161H156V163L158 164V165H156V163L155 162H152V164H149ZM175 161V160H174ZM209 161H211V163H213L212 165H213V167H212V165L210 164V162ZM233 161V162H232ZM25 162V163H24ZM57 163V165H58V167H59V165H60V163H61V167L63 168V164H65L66 162H67V164H68V166H64V170H61V172H59V170L60 169H62L61 167H59V168H56V164H52V166L51 167H46V166H48L47 164L49 163V164H51V163ZM64 162V163H63ZM70 162V163H69ZM82 162L84 163H86V165L84 166L83 164H82ZM99 164H97V163ZM124 162V161H123ZM194 162H195V164H194ZM206 162V163H205ZM1 163H3V164H1ZM74 163V164H75ZM98 165V170L99 171H101V169L100 168H102V173H103V171H104V174H106L105 173V171L107 172V170L109 169V168H111V169H109L108 171L109 172H107L108 174H107V176H108V178L111 180V175L113 174H111V172H112V170H113V172H114V174H115V176H114V174H113V176L114 177H116V178H112L113 180H115L114 182H116V184H114V186H115V189H114V186L112 185L111 187L109 186H104L103 185V183H104V180L105 179H107L108 180V178L105 176V179H104V176L102 175V179H103V181L102 180H100V178L98 179L99 181H102V184H99L98 182V180H97V178H98V176L99 175H97V174H99V172L98 171H96L97 169H96V164ZM108 163V164H107ZM111 163V164H110ZM131 163L133 164V166H131ZM135 163H136V165L137 166H134L135 165ZM137 163H139V165L141 164V166H143L144 167V165H146L145 167H144V169L143 170H146V172H148V171H151V172H149V173H145V171H143L142 170V168L143 167H141V166H138V164ZM147 163H148V167H147ZM169 163V162H168ZM199 163V165H197V164ZM207 163H208V166H206L207 165ZM228 163V164H227ZM9 164H14V166L15 165H18L19 166V168H20V170H19V172H18V170L16 169V168H12V167H10V165ZM20 164V165H19ZM25 164V165H24ZM77 164H82V166L79 168V165H77ZM101 164H103L102 166H104L105 165V168L107 169H104L102 166H100ZM193 164V165H192ZM202 164H204L203 165V167H206V168H202ZM210 164V165H209ZM231 164V165H230ZM23 165V166H22ZM55 165V167H53ZM66 165V164H65ZM88 165V166H87ZM93 165L95 166V168L93 167ZM152 166V168H151V166ZM195 165H196V167H195ZM218 165V166H217ZM84 166V167H83ZM92 166V167H91ZM153 166H155L156 167V169H155V167H153ZM198 166V167H197ZM229 166V167H228ZM21 167L23 168L24 167V169H25V167L26 168H28V169H30L31 167L33 168H31L32 170H29V171H31V172H28L27 173V171L26 172H24V169H21ZM76 167V168H75ZM86 167V168H85ZM88 167H90L89 168V170H88ZM109 167V168H108ZM147 167V168H146ZM149 167H150V170H149ZM192 167H194V168H192ZM199 167H200V169H199ZM231 167V168H230ZM37 168H42L44 171H42V172H44V173H42L41 171H39L38 169H37V171H36V169ZM46 168H48V172H47V169ZM53 168H54V170L55 171H57V173L56 172H54V174H55V176H56V174L58 175V176H61V177H59L60 179H58V178H53L54 176V174L52 173L53 172ZM56 168V169H55ZM68 168H70V169H68ZM81 168H84V172H83V169H81ZM93 168V169H92ZM114 168V169H113ZM192 168V169H191ZM211 168H213L212 169V172L214 171L215 172V174H216V176H218L220 179H218V177H216V176H214V172L213 173H211L210 175L211 176H209V172H211ZM217 168H218V170H217ZM221 170H220V169ZM228 168H230V169H228ZM254 168V169H253ZM35 169V170H34ZM45 169H46V171H45ZM66 169H68V171L69 172H67V170ZM104 169V170H103ZM115 169H118L117 171L119 172H116V170ZM126 169V170H125ZM152 169V170H151ZM155 169V170H154ZM158 169V170H157ZM217 171H216V170ZM225 169V170H224ZM227 169V170H226ZM253 169V170H252ZM34 170V172H32ZM82 170V171H81ZM90 170H91V172H93V174L94 173H96L95 175H96V177L94 176V175H92V173L90 172ZM115 170V171H114ZM195 170H193V171H195ZM220 170V171H219ZM255 170H257V172H255ZM63 171V172H62ZM66 171V172H65ZM123 172V173H127L126 175L125 174H123L122 173V176H123V178H118V180H117V177H119V174H120V172ZM196 171H195V173H196ZM201 171V170H200ZM199 171V172H200ZM238 171V172H237ZM241 173H240V172ZM24 172V173H23ZM37 172V173H36ZM58 172H59V174H58ZM89 172L91 173V174H89ZM100 172V174H102ZM153 172H155V173H153ZM156 172H157V174L159 175V177H156ZM198 172V173H199ZM236 172L238 173L237 175H234V177H233V174H236ZM242 172L245 174H242ZM29 173H31L30 175H29ZM33 173V174H32ZM38 174V177H39V174H41L40 175V177H39V179H37L38 177H37V175L36 174ZM52 173V174H51ZM61 173V174H60ZM89 175H92V176H90V177H92L93 179H94V177L96 178V180L98 181H95L96 182V184L94 183V181L91 179V178H89L88 177V174ZM208 173V174H207ZM217 173H218V175H217ZM247 173V174H246ZM2 174V175H1ZM25 175L24 177L25 178H28V179H22V178H24V177H20L21 175ZM76 174V175H75ZM86 174V175H85ZM109 174H110V176H109ZM118 174V175H117ZM129 174V175H128ZM144 174V175H143ZM152 174V175H151ZM154 174H155V177H154ZM213 174V175H212ZM228 174H230L229 176H228ZM242 176V180H240V175ZM34 175V177H32ZM45 175L48 177V175H52V181H49V180H51V179H49L48 181H46L48 178L47 177H45ZM117 175V176H116ZM125 175V176H124ZM131 175V176H130ZM157 175V176H158ZM208 175V176H207ZM226 176V179L223 177V176ZM244 175V176H243ZM83 176V177H82ZM87 176V177H86ZM101 176V175H100ZM112 176V177H113ZM120 176H121V174H120ZM128 176V179H130V177H131V179L132 180H130V182L128 183L129 184V186H131V187H128V185L124 182V180H125V178ZM166 176V175H165ZM203 176L205 177L204 178V180H203ZM214 176V177H213ZM229 178H228V177ZM237 176V177H236ZM239 176V177H238ZM36 177V178H35ZM208 177V178H207ZM213 177V178H212ZM215 177L217 178L216 180H215ZM246 178V181H245V178ZM47 178V179H46ZM198 178V177H197ZM221 178H223V180L221 179ZM233 178V179H232ZM248 178V179H247ZM44 179V180H43ZM56 179V180H55ZM89 179V180H88ZM123 180V182H122V180ZM128 179H126L127 181H129ZM137 179V183H135V185H139V183H142L141 185H139V186H136L135 187V189H134V187L133 186H135V185H131V184H133V181L134 182H136L135 180ZM224 179H225V181H224ZM227 179L229 180V181H227ZM230 179H232V182H231V180ZM235 179V181H233ZM237 179V180H236ZM26 182H25V181ZM29 180V181H28ZM91 180V182H89ZM110 180H108V181H110ZM113 180H112V182H113ZM120 180H121V182H120ZM125 180V181H126ZM146 180V181H145ZM222 180V181H221ZM46 181V182H45ZM117 181H118V183H117ZM126 181V182H127ZM212 183H211V182ZM220 181V182H219ZM223 181H224V184H225V186H224V184H223ZM238 181H239V186H238ZM243 181H244V184H243ZM107 182V181H106ZM105 182V183H106ZM112 182H109V184L110 183H112ZM113 182V183H114ZM210 182V183H209ZM222 182V183H221ZM228 182V183H227ZM229 182H231L233 185H235L234 187L232 186V187H229V186H231L230 185V183ZM242 182V183H241ZM26 183L28 184V187L27 186H25L26 185ZM49 183V184H48ZM101 183V182H100ZM104 183V184H105ZM108 183V182H107ZM122 183V184H121ZM126 184V185H124V184ZM149 183H151V184H149ZM219 183H221V184H219ZM241 183V184H240ZM31 186H30V185ZM70 184V185H69ZM108 184V185H109ZM194 184V183H193ZM214 185V187H213V185ZM217 184H219V185H217ZM223 184V187L221 186ZM242 184H243V186H242ZM93 185V186H92ZM119 186V188H118V186ZM121 185H123L124 186V188L121 186ZM195 185V184H194ZM193 185V186H194ZM211 186V188H209V187H207V186ZM228 185V186H227ZM240 185H241V187H240ZM121 186V187H120ZM126 186V187H125ZM142 186V187H141ZM173 186V185H172ZM174 186H175V184H174ZM236 186H238V187H236ZM30 187V188H29ZM73 187V188H72ZM116 187L118 188V189H116ZM133 187V188H132ZM139 187H141L142 189H143V191H142V189L140 188V190L142 191H140L138 188ZM144 187V188H143ZM165 187V188H164ZM207 188V190H206V188ZM238 188V190L236 189V188ZM240 187V188H239ZM244 187H246V189L244 188ZM22 188H23V190H22ZM73 190H72V189ZM77 188V189H76ZM130 190H129V189ZM191 188H192V190H191ZM205 188V189H204ZM212 188H214L215 190H212ZM231 188L232 189H234V190H231ZM242 188L245 190H242ZM35 189V190H34ZM39 189V190H38ZM99 189V190H98ZM135 190V191H132V190ZM209 189V190H208ZM241 189V190H240ZM18 190V191H17ZM20 190V191H19ZM28 190V191H27ZM33 190V191H32ZM56 190H58L59 192H57ZM61 190H64L65 192L64 193H66V191H68L69 192V190L71 191L70 193H72V194H68L67 195V193L65 194L66 196H67V199H66V196L65 195H62L63 197H61V196H59V193H61V194H64L63 193V191H61ZM102 190V191H101ZM114 191V192H112V191ZM137 190L139 191V192H137ZM160 190V189H159ZM239 190H240V192L242 193V194H240V195H237L238 197H234V195H236V194H238V192H239ZM21 191L23 192V193H21ZM73 191V192H72ZM131 192V193H129V192ZM211 193H210V192ZM212 191H213V193H212ZM233 191H235V193L233 192ZM236 191H238V192H236ZM260 191V192H259ZM262 191V192H261ZM15 192H16V194H15ZM19 192H20V194H19ZM25 192H26V194H25ZM32 192V193H31ZM78 192V195L77 194H75V193H77ZM123 192V193H122ZM141 192V193H140ZM148 192H150V191H148ZM191 192H195V193H197V194H192V195H195L194 197L193 196H191L190 194H191ZM215 192V193H214ZM231 192V193H230ZM232 192H233V194H232ZM29 193H31V194H29ZM57 193V194H56ZM81 193V194H80ZM83 193V194H82ZM128 193V194H127ZM139 193V194H138ZM208 193V194H207ZM261 193V194H260ZM21 196V198H20V196ZM22 194H25L26 196H24V197H22L23 195ZM29 194V195H28ZM35 194V195H34ZM60 194V195H61ZM144 194H143V196H144ZM209 195V196H206V198H205V195ZM210 194H212V195H210ZM217 195V197H216V195ZM3 197H2V196ZM28 195V196H27ZM72 195V196H71ZM77 195L78 196V198L77 197H75V196ZM99 195V196H98ZM136 197H135V196ZM139 195H141V197L142 198H140L139 199ZM197 195V196H196ZM198 195H199V197H198ZM213 195H215V196H213ZM233 195V196H232ZM31 196V197H30ZM35 196V197H34ZM37 196H39V197H37ZM80 196H82V198L80 197ZM105 196V195H104ZM214 197L213 199L212 198H208V197ZM241 196V197H240ZM29 198L28 199V201L30 202L29 203V205H28V203H26V201H27V198ZM60 197V198H59ZM75 197V198H74ZM189 197H192L193 199H192V201L190 202V205L188 204L189 203V199H191V198H189ZM234 197V198H233ZM2 198V199H1ZM26 198V199H25ZM99 198H101V200L99 199ZM147 198V197H146ZM149 198V197H148ZM189 198V199H188ZM196 198H198L196 201H195V199ZM21 199H24V200H21ZM33 199H35L34 201H36V202H34L33 201ZM80 201H79V200ZM87 199V200H86ZM204 199V200H203ZM216 199H218L219 201H220V204L218 203L219 201H217ZM4 202H3V201ZM6 200V201H5ZM14 200V201H13ZM21 200V201H20ZM26 200V201H25ZM44 202H43V201ZM73 200V201H72ZM85 200V201H84ZM149 200H151V198H149V199H147V203H149L150 201ZM154 200H155V203L156 204H158L157 202H156V199H153V200H151V204H154ZM189 200V201H188ZM202 200L203 201H205L204 203L205 204H207L208 205V209L207 208H205V206H204V203L202 202ZM214 202V204L217 202L218 204L216 205V207H215V205L212 203V201ZM23 201V203H21ZM103 201H104V204H102L103 203ZM145 202H146V200H144ZM158 202H159V204L158 205H164L165 204V202H163L162 204H160L161 202H160V200H157ZM186 201V202H185ZM196 203H195V202ZM197 201L198 202H200L199 204H200V206L197 204ZM208 201V202H207ZM216 201V202H215ZM62 202V203H61ZM81 202V203H80ZM109 202V203H108ZM139 202V203H138ZM153 202V203H152ZM192 202H193V204H192ZM211 203V204H208V203ZM19 203H21L19 206H18V204ZM36 205H35V204ZM78 204L79 203V205H76V204ZM89 203V204H88ZM131 203V204H132ZM189 205V207L192 209V210H190L189 211V207H188V205ZM203 203V204H202ZM7 204V205H6ZM15 204V205H14ZM16 204H17V206H16ZM27 204V205H26ZM31 204H34V207L35 208H33V207H31V206H33V205H31ZM38 204H41V206L39 207L38 206ZM45 205L46 204V206L44 207V206H42V205ZM80 204H82V206L85 208V210H84V208L83 207H81L80 206ZM83 204H85V206L83 205ZM87 204L90 206V207H88L87 206ZM96 204H100L99 205V207L98 206H96ZM102 204V205H101ZM110 204V205H109ZM136 204V205H135ZM197 204V205H196ZM13 205V206H12ZM50 207H48V206ZM108 205V206H107ZM185 205H187V206H185ZM191 205H193V206H191ZM195 205L196 206H198V207H196V209L194 210V208H195ZM210 205V206H209ZM212 205V206H211ZM24 206V207H23ZM37 206V207H36ZM75 206V207H74ZM78 208H77V207ZM93 207V209H92V207ZM103 207V210H101L102 208L101 207ZM109 208V209H107V210H105L107 207ZM119 206V209L118 208H116V207H118ZM5 207H7V208H5ZM13 207V208H12ZM33 208V210H34V212H35V214H34V212H33V210H31V208ZM39 207V208H38ZM98 207V208H97ZM111 207V208H110ZM188 207V208H187ZM202 207V211L200 210V209H197V208H201ZM203 207H204V209H203ZM210 207V208H209ZM217 207H218V209H217ZM25 208V209H24ZM30 208V210H28V209ZM45 208V209H44ZM77 209V210H75V209ZM82 210H84V211H86V213H84L83 211H81V209ZM94 208H96V209H94ZM101 208V209H100ZM113 208V209H112ZM121 208V209H120ZM49 210V215H50V218H49V215H48V212H47V210ZM112 209V210H111ZM180 209V208H179ZM222 209V210H221ZM18 210H19V212L21 213V211H22V213L21 214H18ZM24 210L26 211V212H28V214L26 213V212H24ZM38 210V211H37ZM44 212H43V211ZM51 210V211H50ZM78 210H80V211H78ZM92 210V211H91ZM205 210V211H204ZM206 210H207V212H206ZM212 210H213V214H212ZM3 211V212H2ZM40 211H41V214H40ZM103 211H104V213H103ZM111 211L112 213H109V212ZM116 211V212H115ZM120 212L121 211V213L122 214H125V216L124 215H122L121 213V215L120 214H118V212ZM205 212V214H204V212ZM16 212V211H15ZM24 212V213H23ZM31 212V213H30ZM39 212V213H38ZM43 212V213H42ZM45 212H47V213H45ZM75 212V213H74ZM76 212H77V215H75L76 214ZM108 214H107V213ZM200 214H199V213ZM211 214H210V213ZM30 213V214H29ZM37 213V214H36ZM45 213V214H44ZM93 213V214H92ZM118 215V217L116 216V214ZM173 213V214H172ZM193 213V214H192ZM25 214H27V216L25 215ZM33 214L35 215V216H33ZM39 214H40V216H39ZM44 214V215H43ZM47 214V215H46ZM71 214H73V215H71ZM85 214H86V217H85ZM95 214H97V215H95ZM111 214L113 215V218L111 217V220H110V216H111ZM175 214V215H174ZM196 214V215H195ZM197 214H198V218L196 217L197 216ZM202 214H204V215H202ZM43 215V216H42ZM46 215V216H45ZM58 217H57V216ZM77 216L76 218L78 219V220H76V218H75V216ZM80 215V216H79ZM95 216V218H94V216ZM104 215H106V216H104ZM107 215L109 216V217H107ZM130 215V216H129ZM135 215V216H134ZM205 215H210V216H213L212 218H213V220L215 219V218H217V220H218V222H216V226L217 225H219V226H217V228L215 227V223H214V225L212 224V223H210V219L209 218H205L204 216ZM218 215V216H217ZM38 218H37V217ZM42 216V217H41ZM52 216H54V219H55V216L57 217L55 220H57V221H55V223H58V224H60V225H58V224H55L53 221V217ZM71 216V217H70ZM74 216V217H73ZM79 216V217H78ZM96 216L98 217V218H96ZM101 216V217H100ZM128 216V217H127ZM194 216V217H193ZM201 216V217H200ZM217 216V217H216ZM34 219H33V218ZM41 217V220L39 219ZM43 217L44 218H46V219H43ZM72 217L75 219H73L72 220ZM81 217V218H80ZM94 219H93V218ZM102 217H104V219H102ZM114 217H117V218H119V217H125V220L126 219H128L129 221H132V222H129L128 221V223H127V221H125L124 220V218L122 219V218H120L122 221H120V219H116V218H114ZM127 217V218H126ZM139 217H141V218H139ZM156 217V216H155ZM195 217H196V219H195ZM38 219V222L36 221L37 219ZM108 219V221H109V223H111V224H109V225H112V226H109L108 225V221L107 220H105V219ZM135 218H136V220H135ZM181 218V219H180ZM192 218H194L195 220H196V222H195V220L193 221L192 220ZM205 218V219H204ZM52 220L51 222H50V220ZM99 219V220H98ZM112 219H113V221H114V219L116 220L115 222H119L118 224L117 223H113L112 222ZM144 219V220H143ZM147 219V220H146ZM155 219V218H154ZM188 219V220H187ZM205 220V222L203 221L202 222V220ZM35 220V221H34ZM39 220H40V222H39ZM45 220V221H44ZM96 220H98V221H102V223H103V225H102V223L101 222H99V223H96L97 221ZM118 220V221H117ZM192 221L191 223L189 222V221ZM257 220H259V222L257 221ZM47 221V222H46ZM83 223H82V222ZM87 221V222H86ZM105 221H106V223H105ZM201 223V225H200V223ZM207 221H209V222H207ZM44 222V223H43ZM93 223V226H92V223ZM144 222H142V223H144ZM174 222V221H173ZM184 222H186V224H185V226H184ZM47 223V224H46ZM53 224V225H49V224ZM105 223V224H104ZM128 225H131L132 226V228H133V231L134 232H131V233H129L130 231H132V229H131V227L130 226H128ZM189 223V224H188ZM196 223H198L196 226H194ZM212 224L213 226V228H215V229H213L211 226H208L207 224ZM218 223V224H217ZM43 224H45V225H43ZM96 224H99L100 226H103L104 227V229H105V231L104 232H102L101 231V233L99 232V234H101V235H99L98 233H97V229L96 228H98L99 227V225L98 226H95ZM116 224H117V227L118 226H120V228L118 227V232H120V233H118V232H116L117 231V228L115 227L116 226ZM203 224V225H202ZM209 224V225H210ZM260 224V225H259ZM41 227H40V226ZM56 225V226H55ZM76 225V226H75ZM107 225V226H106ZM125 225V226H124ZM128 227H127V226ZM139 225V224H138ZM235 225V226H234ZM44 226H45V228H44ZM53 226V227H52ZM54 226H55V228H54ZM83 226H85V227H83ZM125 228H124V227ZM48 227V228H47ZM52 227V228H51ZM63 227H65L64 228V230H63ZM93 227V228H92ZM96 227V228H95ZM109 227V228H108ZM113 227H115V228H113ZM123 227V228H122ZM127 227V228H126ZM192 229V233H190L191 231V229ZM61 229V233L62 234H60V230H58V229ZM69 229V231H71V235H70V233H69V231H65V229ZM71 228V229H70ZM82 228V229H81ZM108 228V229H107ZM112 228V229H111ZM129 228V229H128ZM210 230H209V229ZM52 229H53V231H52ZM67 229V230H68ZM78 229V230H77ZM96 229V230H95ZM100 229V228H99ZM98 229V230H99ZM122 229V230H121ZM126 229V230H125ZM152 231H155V232H158L159 233V236L160 235H162V233L160 232V230L158 231L157 230V228L155 229V228H150ZM189 229V231H187ZM100 230H102V229H100ZM107 230V231H106ZM130 230V231H129ZM208 232H207V231ZM214 230V231H213ZM227 230H226V232H227ZM46 231H47V235H46ZM65 231V232H64ZM110 231H112L111 233H110ZM222 231V232H221ZM50 232V233H49ZM53 232V233H52ZM64 232V233H63ZM67 232L69 233L68 235H67ZM97 233V235H96V233ZM107 232H109V233H107ZM128 234V236L127 237H125V235H127L126 233ZM188 232H189V234H188ZM219 232H220V234H219ZM225 232V233H226ZM104 233H107V234H105L104 235ZM115 233H117V235L115 234ZM132 233H134L133 235L134 236H132ZM210 233V232H209ZM222 233V234H221ZM224 233V234H225ZM78 234H79V236H78ZM81 234V235H80ZM87 234V235H86ZM115 234V235H114ZM124 236H123V235ZM129 234H131V236L129 235ZM217 234V235H216ZM46 235V236H45ZM54 235V236H53ZM60 235V236H59ZM64 235H66V237H64ZM70 235V236H69ZM73 235H74V237H73ZM108 235V236H107ZM119 235H120V237H119ZM203 234H201L200 236H198V237H196V239H201L202 237H204V235L202 236ZM219 235H221V236H219ZM51 236V240H50V237ZM53 236V237H52ZM56 236V237H55ZM62 236V237H61ZM67 236H68V238H67ZM100 236H102V237H100ZM111 236L113 237V238H111ZM159 236H157L156 237V242H157V244L158 243H161L162 241L163 242H165L166 243V241H169L170 239H167V240H165L164 238V236L162 235V236H160V237H164V238H160ZM79 237H81V238H79ZM124 237V238H123ZM131 237V238H130ZM222 237V238H221ZM117 238V239H116ZM213 238H210V242L209 241H207V243L209 244L208 246H207V248L209 249V248H211V249H209V251H214V250H216V249H218V248H220V240H219V242H216V241H218V240H214ZM53 239V240H52ZM64 239L67 241V243H66V241H65V243L63 242L64 241ZM120 239V240H119ZM125 239H127V240H129V241H124ZM161 239V240H160ZM177 239V238H176ZM25 240V241H24ZM55 240H56V244L54 243L55 242ZM86 240V241H85ZM90 240V241H89ZM136 240H138V242H144L145 241V243L146 244H152L151 242H149V241H151V239L149 240V237L148 236H143L142 237V235L140 236V238L138 239V238H136ZM143 240V241H142ZM51 241H53V243L51 242ZM57 241H59V243H60V246L58 245L59 243L57 242ZM96 241V242H95ZM97 241H98V243H97ZM148 241V242H147ZM63 242V243H62ZM80 242H87V245H82V244H80ZM136 242V241H135ZM170 242H172V241H170ZM214 242V243H213ZM215 242L217 243L216 245H218V246H215L214 244H215ZM58 243V244H57ZM78 243V244H77ZM90 243H92V244H90ZM96 244V246L95 245H93V244ZM113 243H114V246H112L113 245ZM144 243V244H145ZM219 243V244H218ZM30 246H29V245ZM54 244V245H53ZM64 244H66V247H67V245H69L70 244V246H68L67 248H71L72 247V249H67L66 247L64 248ZM100 244V245H99ZM106 244V245H105ZM111 244V245H110ZM125 244V245H124ZM143 244V243H142ZM61 245H64L63 247L61 246ZM92 246L93 248H95L94 250V252L93 253H88L87 251H90V249H92V248H90L89 246ZM98 245V246H97ZM149 245V246H150ZM28 246L29 247H31V248H28ZM53 246H59L57 249H55L56 247H53ZM103 246V247H102ZM107 246V247H106ZM117 246H118V248H117ZM139 246H141V245H139ZM147 246V245H146ZM154 246H156L155 244H154ZM159 246V245H158ZM212 246H214L213 248H212ZM85 247H86V249L88 248V250H86L85 249ZM96 247H99V249L98 248H96ZM114 247H116V248H114ZM131 247V248H130ZM148 247V246H147ZM152 247H153V244H152ZM218 247V248H217ZM62 248V249H61ZM103 248H104V250H103ZM109 248V249H108ZM30 249V250H29ZM65 249H67V251H65ZM113 249V250H112ZM115 249H116V251H115ZM124 249V250H123ZM147 249V248H146ZM40 250V251H39ZM55 250H56V252H55ZM65 252H64V251ZM70 250V251H69ZM86 250V251H85ZM108 250L110 251V252H108ZM91 251H93V249L91 250ZM90 251V252H91ZM112 251H115L116 253H112V254H110ZM33 252V253H32ZM41 252V253H40ZM43 252V253H42ZM102 252H103V254H102ZM108 252V253H107ZM132 252H133V254H132ZM21 253V254H20ZM57 253V254H56ZM84 253V254H83ZM117 253H118V255H117ZM121 253V255L122 254H124V255H122V257H121V255H119ZM131 253V254H130ZM208 253H210V252H208ZM32 254H33V256L35 257H33L32 256ZM49 254V255H48ZM74 254V255H73ZM77 254V255H76ZM102 254V255H101ZM36 255V256H35ZM85 255H87V256H85ZM134 255V256H133ZM154 255V256H153ZM38 256V257H37ZM90 256V257H89ZM107 256V257H106ZM110 256V257H109ZM120 256V257H119ZM126 257V259L128 258V260H126V259H123V257ZM129 256V257H128ZM131 256V257H130ZM139 256L141 257V258H145V262H143L144 261V259H142L141 260V258H139ZM143 256V257H142ZM151 256H153L154 258H152ZM81 257V258H80ZM87 257H89L88 259H87ZM158 257V258H157ZM58 258V259H57ZM90 258H92V259H90ZM110 258V259H109ZM129 258H130V260H129ZM134 258H136V259H134ZM157 259V260H156ZM108 260V261H107ZM35 261H38V262H35ZM53 261V262H52ZM92 261V262H93ZM101 261V260H100ZM77 262V263H76ZM115 262H117V261H115ZM128 262V263H127ZM139 262V263H138ZM159 260L156 262V264H161V262H159ZM96 263H94V264H96Z\"/></svg>",
  "mask_w": 264,
  "mask_h": 264
},
{
  "label": "bare ground",
  "instance_id": "bare-ground-1",
  "mask_svg": "<svg viewBox=\"0 0 264 264\" xmlns=\"http://www.w3.org/2000/svg\"><path fill=\"white\" fill-rule=\"evenodd\" d=\"M1 1H3V0H1ZM9 1V0H8ZM19 1V6L24 10V13H25V15H26V20L28 21V22H30V23H32V25H34V27L35 28H37V30H40L41 28H44V29H46V30H49L50 32H51V34L53 35V38H49L48 39V36H46V35H48V34H44V33H42V32H39V31H37V30H35L34 31V33L35 34H31V33H28L29 35H31V36H34V37H36L37 38V42H38V40H42L41 42H44V44L46 45L47 43H45V42H58V44H56V43H54V45L56 44L57 46H56V48H53L54 47V45H53V49L52 48H50L52 45H51V43H50V47H48V45H49V43L46 45V48H43V50L45 49L46 51H48L47 50V47H48V49H49V51H50V53H49V51L46 53V51H44L43 52V50H42V46H44V45H41V42L39 43V46L41 47V49L40 48H38V49H36L37 50V52H38V54H36L33 50H34V48H31L32 49V51L33 52H31V53H35V55H37V56H33V57H28V53H26L25 54V58H27V60L25 59V61L29 64V65H31V67H28V65H27V68H26V66H24V67H22L21 69H22V71L21 72H23V73H27V75H30V74H37V73H39V72H45V73H48V72H51V73H55L56 74V76H57V81L59 82V86L61 85L60 83H63L64 85H62L63 87H59L58 85H56V82H54L55 83V85L57 86V87H59L61 90L65 87V84H68V86H73L74 88H75V92L76 91H78V97H79V99H77V100H72L71 98V100H70V102L67 100V103H66V105L68 106V107H66L65 105H64V108L66 107V109H68L69 110V106L70 105H72L71 106V110H75V112H78V111H82V115L80 114V116H85L86 118H88V120L90 121V119H92L91 120V122L90 123H93L92 121H94L95 122V120H102V121H100V123H101V125L99 124H97L96 122L94 123V124H96L97 126H94V127H97L96 129H94V131H93V125L94 124H90L89 125V127L91 128H89V130L87 131V133H86V138H85V134H83L84 136H82V137H79L78 138V136H81V135H78L79 134V132H75L76 134H75V137L76 138H78L77 140H75V139H73L74 141H76L75 142V144L77 143V142H79L80 141V139L82 138V140H83V138H84V140L81 142V145L79 144V143H77L79 146H81L82 147V143L85 141V139H86V144L87 145H89V146H91V145H93V148H95L94 146L96 145V150H99L100 152H102L103 154H104V156H103V160H106V159H108V160H113L114 162H113V164H117V162L119 161V163H120V161L121 160H123L122 162H121V164H124L125 163V161L127 162V161H130V157L132 156V158H133V155L135 154L136 155V151L135 150H133L134 152V154L132 155L131 153L132 152H130V151H132L131 149V147H132V144H133V142L134 143H136V141L135 140H138V138L139 137H142V135H141V133L140 132H137V130L135 131V129L137 128L139 131H141L140 129H139V126H140V128H142L143 129V131L144 130H146V131H150V127L151 126H153L152 124H151V126H149V123H148V121L149 120H151L152 121V119L154 118V116H155V113L156 112H158V116H159V111L157 110L158 108H159V105H158V108L156 109L157 111H154L155 113L152 115L151 113H152V111H150L151 109H152V103L154 102H156L159 98H161V97H163L164 95H165V93H164V91H165V89L167 88H169L170 87V89L173 91V93L175 92V91H181L182 93H183V95H182V97L183 96H185V94L184 93H186V91H190V93H191V90H187V89H191L193 86H195L196 84H194L193 83V81H192V79L193 78H197V79H199L200 77H198L199 75L198 74H201V72H203L202 70L200 71V72H197V70L195 71L194 69V71L196 72H194L195 73V75H198L197 77H193L190 73H188V74H186L185 72L186 71H183L184 70V68L182 69V68H178L176 65V62H175V65H173V67L174 66H176L178 69H179V71H183L185 74H186V76L183 74V72H181V74L180 73H178L179 71L177 70V68H175V70H176V73L174 74V73H172V75L171 76H174V75H176V76H178V78H179V81L178 82H176V79H177V77H175L174 76V78H169V80H170V83H168L169 81H168V77L167 78H164L165 80H167V81H165L164 80V82L165 83H167V84H170V86H163L164 84V82L162 83L160 80H163V78H159L158 80L160 81V82H158L157 84H154L153 82H154V80H153V82H152V80H144L145 79V73H146V71H145V69H143L142 67H140V65L142 66V64H139V66L138 65H135V64H128L127 62H125V64H120L119 63V59L118 58H120V57H116L115 56V54L113 53V54H108L109 53V51H108V55H110V56H108L107 54H106V57H102L101 55H104L105 56V52H103L102 51V53L103 54H101V52L100 53H98V52H93L94 51V49L92 50V49H89V47H86V48H88L87 50V53H85V51H86V49H85V51L83 52V48H85V47H83V48H81L82 47V45H83V43H82V45H81V47H79L78 45V47H79V49L81 48V50L80 51H76L77 50V46H76V49H72V47H71V45H73V43H66V42H72V40H74V39H77V40H79L80 38H89V39H91V40H86V39H83L84 41H92V43L94 42L95 44L97 43H99V42H101L102 43V45L104 44L103 42H105L106 43V41H109V40H111V39H113L114 37L116 38V36H120L121 34H125V32H126V34H127V32H128V30H127V28H126V26L124 25L125 23L123 22V21H120L119 20V18H120V16L118 15V14H120L119 13V11H117V10H114V8L116 9V8H118L119 6H120V3H119V1H117L118 3H119V6H117V4H116V6L117 7H114V5L112 6V7H114V8H110V6H108V4H106L108 1V3H111L110 1L111 0H107V1H105L106 3H104L103 1H101V2H103V4L102 3H100L99 2V0H75V3H76V5L74 4V2H72L71 3V1L70 0H18ZM70 3H69V2ZM125 1V3H128V4H130L132 7V10L133 11H135L133 14L131 13V12H129V14L131 13V15H132V18H133V20H134V18H135V20L137 19L138 20V18H141L140 16H143V18H145L149 13L148 12H150L151 13V15H153L154 14V12L156 11V5H155V3H154V1L155 0H123V2ZM162 2L164 1L165 3H166V1H170V2H167V3H174V5H178V6H184V5H186V6H191V7H193L194 8V6H197V4L198 3H204L205 5H208V4H206V3H208V2H216L215 0H190V2H184L183 0H161ZM172 1V2H171ZM218 1V0H217ZM221 2H223V4L225 3V5L227 4V5H231V3H230V1L231 0H220ZM121 2V1H120ZM122 2V3H123ZM160 2V1H159ZM159 2H157V4L159 3ZM161 2V3H162ZM163 2V3H164ZM213 2V3H214ZM238 2V7H240V9H241V11L242 10H244L243 12H245V16L244 17H246L247 19H248V21L250 20V21H253V22H255L256 20H258L257 22L260 24V22H262V21H264V0H238L237 1ZM116 3V2H115ZM162 3V4H163ZM240 3H242V4H240ZM2 4V3H1ZM127 4V5H128ZM161 4V5H162ZM216 4H217V2H216ZM223 4H222V8L225 6H223ZM122 5V4H121ZM126 5V6H127ZM130 5H129V7H130ZM171 5V4H170ZM202 5V4H201ZM201 5H200V8H201V10L204 8V7H201ZM209 5H211V4H209ZM212 5H215V4H212ZM211 5V6H212ZM220 5H221V3H220ZM226 5V6H227ZM3 6V5H2ZM123 6V5H122ZM145 6H149V8L148 7H146L145 8ZM163 6H164V4H163ZM167 6H169L168 4H167ZM219 6V5H218ZM232 6V5H231ZM230 6V7H231ZM121 7V6H120ZM119 7V8H120ZM210 7V6H209ZM208 7V8H209ZM215 7H217V6H215ZM214 7V8H215ZM229 7V6H228ZM0 8H1V5H0ZM5 8L6 7H4V10H5ZM122 8V7H121ZM120 8V9H121ZM127 8H128V6H127ZM135 10H134V9ZM162 8V7H161ZM196 8V7H195ZM225 8V7H224ZM227 8V7H226ZM235 8V7H234ZM3 9V8H2ZM124 10H125V8H123ZM129 9V8H128ZM127 9V10H128ZM150 9V10H149ZM196 9H199L198 7L196 8ZM217 9V8H216ZM239 9V8H238ZM6 10H7V8H6ZM5 10V12H8L9 11V13H10V10H9V8H8V11H6ZM126 10V11H127ZM158 10H162V9H158ZM189 10H192V9H189ZM237 10V9H236ZM115 11V12H114ZM117 11V12H116ZM131 11V10H130ZM238 11V10H237ZM5 12H3L4 14H5ZM113 12V13H112ZM121 12V11H120ZM124 12V11H123ZM187 12V11H186ZM205 12V11H204ZM2 13V14H3ZM8 13V14H9ZM122 13V12H121ZM156 13V12H155ZM160 13H161V11H160ZM160 13H159V15H160ZM205 13H207V11L205 12ZM232 13V12H231ZM123 14V13H122ZM196 14V13H195ZM194 14V15H195ZM234 14V16H236L235 15V13H233ZM237 14V13H236ZM242 14H244V13H242L241 12V15ZM11 15V14H10ZM12 15H14V14H12ZM131 15H130V17H131ZM144 15H146L145 17H144ZM150 15V14H149ZM241 15H240V18H241ZM233 16V17H234ZM4 17V16H3ZM2 17V18H3ZM6 17V16H5ZM15 17V16H14ZM13 16H12V18H14ZM113 17V18H112ZM151 17H153V16H151ZM151 17H149V19L151 18ZM155 17V16H154ZM187 17V18H186ZM185 17V19H188V18H191V17H188V16H186ZM232 17V18H233ZM237 17V16H236ZM236 17H235V20H236ZM238 17H239V15H238ZM243 17V18H244ZM131 18V19H132ZM147 18V17H146ZM240 18H239V20H240ZM7 18H5V20H6ZM9 19V18H8ZM246 19V20H247ZM142 20H144V19H142ZM148 20V19H147ZM192 20V19H191ZM191 20H189V21H191ZM238 20V19H237ZM236 20V21H237ZM243 20V19H242ZM12 21V20H11ZM145 21V20H144ZM143 21V22H144ZM188 21V20H187ZM235 21V22H236ZM244 21V20H243ZM249 21V22H250ZM145 22H147V21H145ZM144 22V23H145ZM150 22H151V19H150ZM238 22V21H237ZM240 22V21H239ZM242 22V21H241ZM248 22V23H249ZM7 23V22H6ZM5 23V24H6ZM14 23L16 24V21H14ZM18 23V22H17ZM127 23V22H126ZM147 23H149V22H147ZM245 23H247V21H245ZM264 22H262V25H264L263 24ZM13 25V23H9V25ZM18 24H20V23H18ZM14 25V27L15 28H13L11 25V27L12 28H9V29H6V28H1L0 27V36L1 37H3L2 38V42H3V44H5V45H7L8 43H10V42H17L20 38H22V39H28L29 37L28 36H26V34H24V33H21L22 32V28H23V25H21L22 26V28L20 29V27H19V25ZM189 24V23H188ZM240 24V23H239ZM128 25V24H127ZM187 25V24H186ZM246 25V24H245ZM244 25V26H245ZM249 25V24H248ZM251 25V24H250ZM255 25V24H254ZM254 25H251L250 27H254ZM262 25H261V28H262ZM6 27L8 26V24H6L5 25ZM243 26V25H242ZM259 26V25H258ZM9 27V26H8ZM252 27V28H253ZM129 28H130V26H129ZM244 28H247L246 26L244 27ZM254 28H256V27H254ZM257 28H259V27H257ZM134 28H132L131 29V32H132V30H133ZM19 30H21V31H19ZM252 30V29H251ZM255 30V29H254ZM259 31H260V29H258ZM262 30H264V27H263V29ZM10 32V34L11 35H13L14 37V39H12V37H11V40H9V39H7V35H6V33H4V32ZM24 31V30H23ZM134 31V30H133ZM257 31V30H256ZM9 34V33H8ZM135 34V33H134ZM134 34H133V36H134ZM257 34V33H256ZM125 36V35H124ZM121 37H123V36H121ZM128 37H130V35H127L126 37H125V40H128L127 38ZM254 37V36H253ZM41 38V39H40ZM111 38V39H110ZM119 37H117L116 38V40L118 39ZM30 39V38H29ZM123 39V38H122ZM130 39V38H129ZM131 39H132V36H131ZM114 40V39H113ZM115 41V40H114ZM37 42L36 43H34V45L36 44V47H38V44H37ZM59 42H61V43H59ZM20 43V42H19ZM90 43V42H89ZM91 43V44H92ZM110 43V42H109ZM109 43H108V45H109ZM116 43H118V42H116ZM144 43V42H143ZM162 43V42H161ZM12 44H14V43H12ZM17 44L18 43H16V46H17ZM107 44V43H106ZM157 44V43H156ZM160 44V43H159ZM163 44V43H162ZM22 45V44H21ZM24 45V47H26V44H23ZM33 45V44H32ZM32 45H31V47H32ZM114 45H115V43H114ZM117 45V44H116ZM115 45V46H116ZM149 45V44H148ZM28 46V45H27ZM103 46H105V44L103 45ZM161 47V45H158V46H156V49H157V47ZM164 46V45H163ZM167 46V45H166ZM22 47V46H21ZM29 47V46H28ZM28 47H26L27 49H28ZM128 47H130V44L128 43ZM165 47V46H164ZM164 47H161V48H164ZM174 46H172V48H173ZM20 48V47H19ZM23 48V47H22ZM73 48H75V47H73ZM90 48H92V47H90ZM144 48H145V46H144ZM161 48H158L159 50L161 49ZM27 49H26V51H27ZM55 49V50H54ZM78 49V50H79ZM96 49V48H95ZM129 49V48H128ZM131 49H133V47H131ZM130 49V50H131ZM157 49V50H158ZM176 49V48H175ZM174 49V50H175ZM179 49V48H178ZM54 52H53V51ZM89 50H92V52L91 51H89ZM96 50H98V49H96ZM162 50V49H161ZM164 50V49H163ZM177 50V49H176ZM175 50V51H176ZM24 51H25V49H24ZM25 51V52H26ZM52 51V52H51ZM105 51V50H104ZM139 52H140V50H139ZM159 52H162V51H159ZM177 52V51H176ZM182 52L184 53V52H186V51H183L182 50ZM182 52H181V54H182ZM262 52H263V50H262ZM30 53V54H31ZM51 54L50 56L49 55H45V54ZM96 53V54H95ZM98 53V54H97ZM156 53H157V51H156ZM179 53V52H178ZM24 54V53H23ZM29 54V55H30ZM101 54V55H100ZM127 54V53H126ZM140 54H141V52H140ZM173 54H175V53H173ZM172 54V55H173ZM180 54V53H179ZM185 54V53H184ZM263 54V53H262ZM262 54H261V59H263L262 58ZM9 55V54H8ZM34 55V54H33ZM96 55H98V56H96ZM111 55H113V58H112V56ZM125 55V54H124ZM128 55H129V53H128ZM128 55H126V56H128ZM137 55H139L138 53H137ZM178 55V54H177ZM185 55H187L186 57L184 56V55H182V58H180L179 59V61H181V59H183V57H185V58H187V57H189V54L188 53H186ZM256 55V54H255ZM24 56V55H23ZM31 56H32V54H31ZM101 56V57H100ZM108 56V57H107ZM118 56H120V55H118ZM169 56V55H168ZM175 56H176V54H175ZM190 56H192V55H190ZM260 56V55H259ZM116 57V58H115ZM130 57V56H129ZM173 58H171L172 60L174 59V56H172ZM177 57V59L175 60V61H178V57H181L180 55H178V56H176ZM175 57V58H176ZM8 58H15V60L17 59V64H18V66H20V64H22L24 61L23 60H21V57H20V53H18V52H16L15 54H14V56L12 55V56H8ZM23 59H24V57H22ZM195 58H197V57H195ZM118 59V60H117ZM133 59H135V60H137L136 59V57L135 58H133ZM117 60V61H116ZM135 60H133V62L135 61ZM138 60H142V59H138ZM198 59H196V61H197ZM264 60V59H263ZM49 61H52L51 63H47V62H49ZM120 61H123V60H120ZM132 61V60H131ZM142 61H144V60H142ZM169 61V60H168ZM168 61H167V64H168ZM183 61V60H182ZM190 61H192V60H190ZM199 62H200V60H198ZM123 62V63H124ZM145 62H147V61H145ZM186 62V61H185ZM198 62V63H199ZM204 62H206V61H204ZM209 62V61H208ZM260 62V61H259ZM262 62V61H261ZM41 63H43V64H41ZM52 63H55L58 67L57 68H54L55 66H53V65H50L49 66V64H52ZM122 63V62H121ZM136 63L138 64V61H136ZM143 63V62H142ZM174 63V62H173ZM173 63H170V64H173ZM180 63V62H179ZM191 63V62H190ZM250 63V62H249ZM262 63H264V61L262 62ZM23 64H25V63H23ZM48 65V66H46L45 68H40V65ZM127 64V65H126ZM147 64V63H146ZM145 64V65H146ZM170 64H168V65H170ZM186 64H187V67L189 66L188 65V61L186 62ZM194 64V67H196V65H195V63H193ZM192 63H191V65H193ZM199 64H202L203 65V62H202V60H201V63H199ZM204 64H206V63H204ZM210 64V63H209ZM214 64V63H213ZM253 63H251L250 65H252ZM26 65V64H25ZM131 65V66H130ZM166 65V64H165ZM182 65V64H181ZM211 65H212V63H211ZM263 65V64H262ZM10 66V65H9ZM12 66V65H11ZM153 66H154V68H155V65H154V63H153ZM167 66V65H166ZM163 67V66H161L162 67V71H161V73H163V71L165 70H167L166 68H168V67ZM172 65H170V67H171ZM209 66V65H208ZM249 66V64L247 65V67ZM13 67V66H12ZM150 67V66H149ZM160 66L159 67H157L156 66V68H161ZM169 67V68H170ZM205 67H207L206 65H205ZM204 67V68H205ZM213 67V66H212ZM216 67V66H215ZM218 67V66H217ZM220 68L222 67V66H219ZM252 67H254V65H252ZM252 67L250 68V69H252ZM262 67V66H261ZM155 68V69H156ZM164 68V69H163ZM168 68V69H169ZM172 68V67H171ZM170 68V69H171ZM174 68H173V70H174ZM192 68H193V66H192ZM258 68V67H257ZM257 68H255V69H257ZM20 69V70H21ZM151 69H152V67H151ZM157 69V70H158ZM182 69V70H181ZM190 69V68H189ZM208 69V68H207ZM207 69H205L206 71H207ZM211 69V68H210ZM213 69H216V68H213ZM19 70V71H20ZM172 70V69H171ZM172 70V71H173ZM209 70V69H208ZM220 70H221V72H222V70L223 69H219V72H220ZM258 70V69H257ZM263 70V69H262ZM261 70V71H262ZM148 71V70H147ZM159 71H160V69H159ZM164 71V72H165ZM170 71V70H169ZM172 71H170V72H172ZM192 71V70H191ZM217 71V69L215 70V72ZM264 71V70H263ZM154 72V71H153ZM156 72V71H155ZM168 72V71H167ZM211 72V71H210ZM216 73V74H218V75H216V76H218V78H219V76H223L222 78H224V75L223 74H221V73ZM254 72V71H253ZM148 73V72H147ZM146 73V74H147ZM157 73V72H156ZM159 73V72H158ZM166 73V72H165ZM177 73H178V75H177ZM248 73V72H247ZM151 74V73H150ZM171 74V73H170ZM170 74H166V76L167 75H170ZM174 74V75H173ZM206 74H207V72H206ZM209 74V73H208ZM226 74V73H225ZM250 74V73H249ZM142 75H143V77H142ZM153 75V74H152ZM155 75V74H154ZM157 75V74H156ZM155 75V76H156ZM160 75V74H159ZM184 75V76H183ZM191 76L192 77V79H190V77L188 78V76ZM253 74H251V76H252ZM263 75V73L261 74V76ZM7 75H5V76H3V77H6ZM24 76V75H23ZM22 76V77H23ZM206 76V75H205ZM211 76H213L212 75V73H211ZM210 76V77H211ZM215 76V77H216ZM250 76V77H251ZM259 76V75H258ZM264 76V75H263ZM1 77H2V75H1ZM14 77V76H13ZM141 77L143 78V80L144 81H146V83H144L143 82V80H141ZM157 77H158V75H157ZM156 77V78H157ZM160 77H162V75H160ZM163 77H165V75L163 74ZM185 77H187V79H189V80H186V78ZM208 77H209V75H208ZM215 77H212V78H214L215 79ZM227 77V76H226ZM228 77H229V75H228ZM9 78V77H8ZM8 78H5V79H8ZM18 78V77H17ZM20 78V77H19ZM18 78V79H19ZM151 79V78H149L147 75H146V79ZM176 78V79H175ZM230 78V77H229ZM229 78H227L228 80H230L231 81V79H229ZM9 79H11V78H9ZM174 79H175V81H174ZM205 79V78H204ZM206 79H207V77H206ZM15 80V79H14ZM194 80V79H193ZM217 80V79H216ZM220 80H221V77H220ZM220 80H217V81H220ZM223 80V79H222ZM222 80L220 81V82H222ZM20 81H21V79H20ZM25 81V80H24ZM26 81H27V79H26ZM25 81V82H26ZM194 81H196V80H194ZM209 81V80H208ZM225 81V80H224ZM223 81V82H224ZM22 82V81H21ZM21 82H19L18 81V83H21ZM39 82H40V80H39ZM45 82V81H44ZM206 82V81H205ZM210 82H211V80H210ZM216 82V81H215ZM222 82V84H224L225 85V83H223ZM226 82V81H225ZM40 83H42V82H40ZM53 83V84H54ZM186 83H189V84H187L186 85ZM206 83H208V82H206ZM214 83V82H213ZM230 83V82H229ZM228 83V84H229ZM1 84H5V83H1ZM43 84V83H42ZM152 84V85H151ZM194 84V85H193ZM204 84V83H203ZM202 84V85H203ZM212 84V83H211ZM216 84H218V83H216ZM6 85V84H5ZM155 85V86H154ZM189 85V86H188ZM201 85V83H200V86H202ZM206 85V84H205ZM205 85H204V87L203 88H205ZM214 85V84H213ZM8 86V85H7ZM37 86H39L38 84H37ZM43 86H46V84L44 85L43 84ZM51 86H53V85H51ZM197 86V85H196ZM195 86V87H196ZM208 86V85H207ZM210 86V85H209ZM39 87H41V86H39ZM46 87H49V85H47ZM54 87V86H53ZM67 87V86H66ZM65 87V88H66ZM197 87H199V86H197ZM214 87V86H213ZM64 88V89H65ZM68 88V87H67ZM203 88H201V87H199L198 89H197V93H195V97H197V95H199V94H203ZM208 88V87H207ZM214 88H216V87H214ZM39 89V88H38ZM60 89H58V90H60ZM183 89H185V90H183ZM209 89H211V91H212V87L210 86L209 87ZM65 90H67V89H65ZM193 90H195L194 92H196V88H194ZM205 90V89H204ZM207 90V89H206ZM64 91V90H63ZM167 91H170L169 89L167 90ZM171 91V92H172ZM185 91V92H184ZM166 92V91H165ZM187 92V93H188ZM205 92H209V91H205ZM43 93V92H42ZM163 93H164V95H163ZM168 93V92H167ZM178 93V92H177ZM186 93V94H187ZM192 93H193V91H192ZM210 93V92H209ZM208 93V94H209ZM172 94V93H171ZM176 94V93H175ZM174 94V101H176V95ZM179 94V93H178ZM207 94V93H206ZM81 95H83V97L82 98H80V96ZM166 95H168V94H166ZM165 95V96H166ZM169 95H170V92H169ZM168 95V96H169ZM193 95V94H192ZM204 95V94H203ZM38 96H39V94H38ZM168 96L166 97L167 99H169L170 98V96H169V98H168ZM173 96V95H172ZM179 96V95H178ZM187 96V95H186ZM189 96H190V94H189ZM206 96V95H205ZM26 97V96H25ZM74 97V96H73ZM191 97V96H190ZM204 97V96H203ZM30 97L28 96V99H29ZM38 98H40V97H38ZM178 98H181V97H178ZM189 97L187 96V97H185V99L183 100L182 98V104H183V102H188V101H186L187 99H188ZM193 98V97H192ZM9 99V98H8ZM7 99V100H8ZM16 100H14L16 103H17V105L19 104V105H21L20 104V102L19 101H17V98H15ZM26 100H27V97L25 98ZM65 99V98H64ZM162 99V98H161ZM165 99V98H164ZM166 99V100H167ZM171 99V98H170ZM193 99H195V98H193ZM200 99H202V97H200ZM39 100V99H38ZM55 100V99H54ZM166 100H164V101H166ZM196 100V99H195ZM194 100V101H195ZM203 100V99H202ZM64 101V100H63ZM160 101V100H159ZM168 101V105L169 104H171V100L169 101V100H167ZM166 101V102H167ZM174 101H172V103H174ZM178 101V100H177ZM193 100L191 101H189L190 103L192 102V104H193V102H194ZM198 101H201V100H198ZM198 101H196V104H197V102ZM29 103H30V101H28ZM32 102V101H31ZM56 102H58V101H56ZM161 102V101H160ZM170 102V103H169ZM179 102V101H178ZM177 102V103H178ZM188 102V103H189ZM203 102V101H202ZM3 103V102H2ZM24 103V102H23ZM33 103V102H32ZM36 103V102H35ZM38 103V102H37ZM37 103L34 105V106H36L37 105ZM153 103V104H154ZM165 103V102H164ZM164 103L162 104L161 103V105L164 107ZM188 103H186L185 105H188ZM199 104L201 103V102H198ZM25 104V103H24ZM61 104V103H60ZM158 104V103H157ZM157 104H156V106H157ZM166 104V103H165ZM175 104H176V102H175ZM191 104V105H192ZM195 104V103H194ZM196 104H195V106H196ZM202 104V103H201ZM16 105V106H17ZM18 105V106H19ZM121 105V108H124L123 110H124V112H122V113H120L119 111L121 110H115V112L117 111V113H114V114H111V113H106V112H104V110H108V108H109V110L110 109H113V107H117V106H120ZM125 105V106H124ZM155 105V104H154ZM154 105H153V107H154ZM179 105H180V102H179ZM190 104H189V107L191 106ZM205 105V104H204ZM16 107V109H14L15 111H16V113H20V115H19V113L18 114H15V115H17V117H16V121L17 120H19V121H24L23 120V118L24 117H26V115L23 117V116H21V108H23L24 106L23 105H21V107L19 106V107ZM161 106V109L163 110V107ZM170 106H172V105H170ZM170 106H167L166 108H170ZM174 106V105H173ZM172 106V107H173ZM182 106V105H181ZM180 106V107H181ZM194 106V107H195ZM174 107H176V106H174ZM178 107V106H177ZM176 107V108H177ZM187 107V106H186ZM188 107V108H189ZM193 107V108H194ZM197 107V106H196ZM195 107V108H196ZM204 107H206V106H204ZM203 107V108H204ZM60 109H61V106L59 107ZM119 108V107H118ZM117 108V109H118ZM175 108V109H176ZM193 108H190V109H193ZM200 107H198V109H199ZM24 109V108H23ZM55 109H57V108H55ZM115 109V108H114ZM127 111H126V110ZM165 109V108H164ZM174 109V108H173ZM172 109V110H173ZM178 109V108H177ZM176 109V110H177ZM189 109V110H190ZM201 109V108H200ZM19 110V111H18ZM154 110V109H153ZM168 110V109H167ZM166 109H165V111H167ZM170 110V109H169ZM168 110V111H169ZM187 110V109H186ZM26 110H24V112H22V113H26L25 112ZM51 111V110H50ZM53 111V110H52ZM61 111H62V109H61ZM67 111V110H66ZM66 111L64 112V111H62L63 112V114L64 113H66ZM70 111V110H69ZM112 111V110H111ZM110 111V112H111ZM122 111V110H121ZM134 111H136V112H139V113H141V114H134L133 116H130L131 114H129V112H131V113H133ZM175 111V110H174ZM173 111V114L170 112L169 113V115L170 114H172L173 116L175 115L176 116V114H178L179 113V110H177L178 112H176V114H174L175 112ZM183 112V113H185L183 110H180V112ZM188 111V110H187ZM186 111V112H187ZM201 111V110H200ZM7 112V111H6ZM27 112L28 113H30V112H32V111H28L27 110ZM58 112H59V110H58ZM162 112H164V111H161V113ZM190 112V111H189ZM194 112V111H193ZM192 112V113H193ZM196 112V111H195ZM198 112H199V110H198ZM2 114H0L1 116L3 115V112H1ZM28 113H27V115H28ZM52 112H50L49 114L50 115H53V117H54V112H53V114H51ZM73 113H74V111H73ZM79 113H81V112H79ZM152 115V117L153 118H150V114ZM166 113H168V112H166ZM188 113V112H187ZM187 113H185V114H187ZM192 113H189V114H192ZM56 114H57V116H58V114H59V116L58 117H60V116H62L63 114L61 113H57L56 112ZM71 114V113H70ZM84 114V115H83ZM164 114V113H163ZM182 114V113H181ZM193 114H195V113H193ZM193 114L191 115V116H193ZM196 114H198L197 112H196ZM200 114V113H199ZM198 114V115H199ZM30 115H31V113H30ZM139 116L138 118H134V116ZM162 115V114H161ZM166 115V114H165ZM171 115V116H172ZM188 115V114H187ZM187 115H185V116H187ZM197 115V116H198ZM32 116H33V113H32ZM35 116V115H34ZM56 116V117H57ZM64 116H66V117H68V112L66 113V115H63L62 117H64ZM76 116V115H75ZM101 116V117H100ZM167 116H168V114H167ZM167 116H165V117H167ZM172 116V117H173ZM174 116V117H175ZM184 116V115H183ZM184 116V117H185ZM189 116V115H188ZM188 116H187V118H186V120L188 119ZM197 116L195 115V117L197 118ZM14 116H11V118H13ZM36 117V116H35ZM52 117V116H51ZM55 117V118H56ZM157 117V116H156ZM156 117H155V119H156ZM162 117V116H161ZM160 117V118H161ZM171 117V118H172ZM177 117V116H176ZM179 117H182V116H180V114H179V116H178V118ZM20 118V119H19ZM168 118V119H167ZM166 119L169 121V120H171V119H169V116L167 117ZM35 119V118H34ZM37 119V118H36ZM35 119V120H36ZM45 119V118H44ZM95 119V120H94ZM175 119V118H174ZM177 119V118H176ZM181 120L180 121H182V119H183V117L182 118H180ZM195 118H193V120H194ZM35 120H33V121H35ZM87 120V119H86ZM154 120V119H153ZM160 120V119H159ZM159 120H157V121H159ZM166 120V121H167ZM184 120H185V118H184ZM190 120V119H189ZM192 120V119H191ZM13 121V120H12ZM18 121V122H19ZM38 121V120H37ZM66 121H68V120H66ZM156 121V120H155ZM163 121V120H162ZM179 120L177 119V122H178ZM195 121H197V120H194V122ZM39 122V121H38ZM86 122H88V121H86ZM154 122V121H153ZM163 122H165V121H163ZM172 122H175V121H172ZM172 122H170L171 124H173ZM177 122H175V123H177ZM186 122H188V121H186ZM191 122H193V121H191ZM203 122H205V121H203ZM21 122H19V124H20ZM155 123V122H154ZM160 123H161V120H160ZM168 123V122H167ZM179 124L180 123H182V122H178ZM60 124V123H59ZM76 124V123H75ZM79 124V123H78ZM87 124H89V123H87ZM117 124V125H116ZM118 124H119V126H118ZM158 124V123H157ZM164 124V123H163ZM183 124V123H182ZM195 124H198V123H194V125ZM207 125L209 124V123H206ZM24 125V124H23ZM58 125V124H57ZM61 125H63V124H61ZM114 125V126H113ZM156 125V124H155ZM160 125V127L162 126V124H159ZM159 125H158V127H159ZM165 127H166V122H165ZM168 125V124H167ZM186 125V124H185ZM20 126V125H19ZM25 126V125H24ZM45 126V125H44ZM72 126V128L75 126L74 124L73 125H71ZM157 126V125H156ZM171 126V125H170ZM176 126V125H175ZM174 125H172V128H174L175 127ZM177 128H179V126L180 125H178L177 124ZM183 125H181L180 127H182ZM190 126V125H189ZM193 125H191V127H192ZM206 126V125H205ZM209 126V125H208ZM21 127H23V126H21ZM37 127H39L38 125H37ZM41 127L43 128V126L41 125ZM35 128L36 130H40L41 129V132H42V128ZM52 127H55V125H53ZM49 128L48 126H47V128H49V129H52L53 130V128ZM75 127H77V125L75 126ZM78 127H80V129H81V125H78ZM77 127V128H78ZM165 127H161V128H165ZM185 127V126H184ZM184 127H182V129L183 130H185L184 129ZM186 127H188V125H186ZM185 127V128H186ZM199 127V126H198ZM203 127V126H202ZM45 128V127H44ZM55 128H57V127H55ZM77 128H75L74 130H76ZM103 128V130H101ZM152 128V127H151ZM168 128V127H167ZM172 128H168L169 130L171 129L172 131L171 132H173V136L174 135H176V133H178V132H180V131H178V132H175V131H173V129ZM177 128H175V129H177ZM23 129V128H22ZM28 129V128H27ZM60 129V128H59ZM66 129V128H65ZM69 129H71V128H69ZM79 129V128H78ZM79 129V130H80ZM152 129H154L153 131H155V128H152ZM157 129H159V128H157ZM166 129V128H165ZM167 129V130H168ZM181 128H180V130H182ZM189 129V128H188ZM195 129V128H194ZM198 129V128H197ZM196 129V130H197ZM200 129V128H199ZM198 129V130H199ZM204 129H206V127L205 128H203L202 130H204ZM208 129V128H207ZM207 129L205 130V131H207ZM262 129V128H261ZM25 130V129H24ZM29 130V129H28ZM47 130V129H46ZM45 130V131H46ZM164 130V129H163ZM162 129H161V132L163 131ZM167 130H165V131H167ZM191 130H193V128L191 129ZM195 130V131H196ZM7 131V130H6ZM82 131H84V130H80V132H82ZM146 131H144L142 134L143 135H145L144 133L146 132ZM151 132L150 131V133H152L151 135L153 136L154 135V133L155 132ZM160 131V130H159ZM158 130H157V132H159ZM188 131V130H187ZM187 131H186V133H187ZM257 132H258V130H256ZM31 132V131H30ZM30 132H28L29 134H30ZM43 132H44V130H43ZM41 133V135L42 134H45V135H47V132H50L49 130L47 131V132H44V133ZM53 133L52 134H54V135H51V134H49L50 136H52V139L54 138V140H57V136H55V135H61V131L59 132H56V129L54 130V131H52ZM54 132H56V133H58V134H55ZM66 132V131H65ZM70 132H72V131H70ZM137 132V133H136ZM160 132V133H161ZM168 132V131H167ZM170 132V131H169ZM183 132V131H182ZM182 132H180V133H182ZM192 131H190V133H191ZM198 131H196L195 132V134L197 133ZM259 132H262V130L261 131H259ZM33 133V132H32ZM60 133V134H59ZM83 133H85V132H83ZM149 133V132H148ZM159 133V134H160ZM163 133V132H162ZM161 133V134H162ZM165 133V132H164ZM199 133H200V131H199ZM206 133V132H205ZM13 134V133H12ZM11 134V135H12ZM26 134V135H25ZM23 133V132H21V130H17V131H15V134H14V136H16V138H17V142H18V144H19V146L21 147V146H27V147H29L30 145H34V143H36V146H40V144H38L37 142H36V137H40V136H36L35 137V139L33 138V139H31L28 135H27V132L26 133ZM40 133H38V135H39ZM71 134V133H70ZM69 134V135H70ZM72 134H74V132H72ZM139 134L141 135V136H139ZM146 134H147V132H146ZM156 134V133H155ZM160 134V135H161ZM168 134V133H167ZM166 134V135H167ZM170 134V133H169ZM184 134V133H183ZM183 134H182V139L187 135H185V136H183ZM189 134V133H188ZM195 134L194 135H192V134H189V136L191 135V137L193 136H195ZM200 134H202V135H200V137L202 136L203 138L202 139H204L205 137L204 136H206V135H204L203 136V131H202V133H200ZM7 135V134H6ZM31 135H33V134H31ZM36 135V134H35ZM63 135V134H62ZM65 136H66V134H64ZM64 135H63V137H64ZM148 135V134H147ZM163 136V138H165L164 136V134H162ZM171 135V134H170ZM178 135V134H177ZM177 135H176V137H177ZM199 135V134H198ZM34 136V135H33ZM54 136V137H53ZM115 136H116V138H115ZM150 136V135H149ZM168 136V135H167ZM166 136V138H169V137H167ZM173 136H171V139H172V137ZM32 137V136H31ZM41 137H43V136H41ZM40 137V138H41ZM46 137H48V136H46ZM55 137H56V139H55ZM73 137H74V135H73ZM74 137V138H75ZM113 137L115 138V140L113 139ZM151 137V136H150ZM155 138L157 137V136H154ZM175 137V138H176ZM188 137V136H187ZM190 137V138H191ZM197 137V136H196ZM15 137H14V139H16ZM165 138V139H166ZM175 138H173V139H175ZM179 138V137H178ZM186 138V137H185ZM199 138V137H198ZM206 138H207V136H206ZM42 139V138H41ZM41 139H39L38 141L39 142H41ZM47 140H48V138H46ZM142 139V138H141ZM141 139L139 138V140L141 141ZM149 139H151V140H149ZM148 139V137H147V141L149 140L150 142H152V141H155V140H152L153 139V137L152 138H149ZM158 139V138H157ZM171 139H168L169 141L171 140ZM177 139V138H176ZM180 139V138H179ZM178 139V140H179ZM181 139V140H182ZM188 139H189V137H188ZM51 140V139H50ZM54 140H52L50 143L52 144V142L54 141ZM72 140V142H74ZM110 140V141H109ZM167 140V141H168ZM180 140V141H181ZM194 140H196V139H194ZM1 141V140H0ZM35 141V142H34ZM46 141V140H45ZM117 141V142H116ZM139 141V142H140ZM159 141H163L164 142V140L163 139H160ZM176 141V140H175ZM197 141V140H196ZM206 141V139H204V142ZM3 142V141H2ZM44 141L42 140V147H43V143ZM48 142H49V140H48ZM54 142H56V141H54ZM96 142V143H95ZM166 142V141H165ZM171 142H172V140H171ZM171 142H166V143H170L171 144ZM177 142V141H176ZM176 142H174L175 144H176ZM184 142H185V139H184ZM186 142H187V139H186ZM185 142V143H186ZM4 143V142H3ZM33 143V144H32ZM50 143H48L49 144V146L51 145ZM142 143H146V142H144V140L141 142V143H138V146H139V144H141L140 146H142ZM153 144H149L150 146H151V149H152V145H154V146H156L157 144H158V141H157V143L156 142H152ZM182 144H183V140H182V142H181ZM198 143H199V141H198ZM201 143H202V140H201V142H200V144L199 145H201ZM4 144H7V143H4ZM47 144V145H48ZM55 144V143H54ZM71 144V143H70ZM74 144V143H73ZM72 144V145H73ZM74 144V146L77 148V146ZM114 144H117V146L115 147H113V145ZM137 144V143H136ZM136 144H134V146H135V148H137L136 147ZM156 144V145H155ZM170 144H168V146H170ZM180 144V143H179ZM181 144V145H182ZM203 144V143H202ZM206 144V143H205ZM53 145V144H52ZM87 145H85V147L87 146ZM147 145V144H146ZM177 145H178V142H177ZM208 144H206V145H203V146H207ZM1 146V145H0ZM35 146V145H34ZM34 147V149L36 148L37 149V147ZM79 146H78V149H79ZM139 146V148H141ZM145 146V145H144ZM143 146V147H144ZM153 146V147H154ZM159 146V145H158ZM157 146V147H158ZM174 146V145H173ZM172 145H171V149H173L172 147H173ZM176 146V145H175ZM175 146H174V148H175ZM202 146V147H203ZM80 147V148H81ZM161 147H163V146H161ZM177 147V146H176ZM199 147H201V146H199ZM1 148H4V145H3V147H1ZM5 148H7V147H5ZM90 148V147H89ZM92 148V147H91ZM92 148V149H93ZM114 148H116V149H114ZM156 147H154L153 149H155ZM168 148H170V147H168ZM178 148H179V146H178ZM176 149V150H180V149ZM181 148V147H180ZM183 148H185V146L183 147ZM204 148H206V147H204ZM204 148H202V152H203V149ZM28 149V148H27ZM31 149H32V147H31ZM35 149V150H36ZM40 149L42 150L43 148H41L40 147ZM83 149H84V146H83ZM85 149H87V148H85ZM94 149V150H95ZM134 149V148H133ZM144 149H146V146L144 147ZM143 149V151L146 153V151ZM152 149V153L154 152V153H156V151H154ZM159 149V151L161 150L160 148H158ZM158 149H157V152L159 153V151H158ZM171 149H169L170 151H171ZM186 150H187V147L185 148ZM184 149V150H185ZM30 150V149H29ZM89 150V149H88ZM148 150V149H147ZM150 150V149H149ZM199 150V152H201ZM205 150V149H204ZM1 151H2V149H1ZM6 151V150H5ZM77 151H79V150H77ZM92 151V150H91ZM90 151V152H91ZM99 151H96V153L95 154H97ZM138 151V150H137ZM142 150H140V152H141ZM173 151V150H172ZM174 151H175V149H174ZM174 151L173 152H171V154H173L174 155ZM183 151V150H182ZM188 151H189V149H188ZM230 151H232V150H230ZM236 151L237 150H235V155L236 156H238L237 154H236ZM148 152V151H147ZM166 152V151H165ZM177 152V151H176ZM175 152V153H176ZM180 152V151H179ZM179 152H177L176 154H178ZM185 152V151H184ZM207 152H209V150H207ZM233 152V151H232ZM14 153V152H13ZM55 153V152H54ZM54 153H52V154H54ZM154 153L153 154H151V157H153L152 155H154ZM168 153V152H167ZM167 153H165L166 155H167ZM186 153V152H185ZM206 153V152H205ZM230 153V152H229ZM5 154H8V153H1L0 154V162H8V161H11L12 162V160H10L11 158H7V156L5 155ZM20 154V153H19ZM102 154V155H103ZM139 154V153H138ZM147 154V153H146ZM146 154L144 155V157L146 156ZM149 154V153H148ZM147 154V155H148ZM180 154V153H179ZM188 154V153H187ZM204 154V153H203ZM208 153H206V155H207ZM220 154V153H219ZM219 154H216V156L218 155L219 156ZM222 154V153H221ZM220 154V155H221ZM223 154H225V153H223ZM222 154V155H223ZM22 155V154H21ZM23 155H25V154H23ZM56 155L57 154H54V155H52V156H55L56 157ZM76 155V154H75ZM77 155H79L78 153H77ZM76 155V156H77ZM98 155H100V154H98ZM131 155V156H130ZM134 155V156H135ZM163 155H164V153H163ZM166 155H164L163 157H165ZM172 155V156H173ZM183 155V154H182ZM181 154H180V156H179V158L182 156ZM202 155V154H201ZM205 155V154H204ZM205 155V156H206ZM235 155H234V157H235ZM20 156V155H19ZM138 156H140V155H138ZM174 156H177V155H174ZM184 156H186V155H183L182 157H184ZM189 156V155H188ZM227 156V155H226ZM229 156H230V154H229ZM247 156H249V155H247ZM247 156H245V157H247ZM35 157V156H34ZM36 157H37V155H36ZM35 157V158H36ZM48 157H50V156H48ZM136 157H137V155H136ZM136 157H135V159L132 161V159H131V161H132V163L134 164V161L135 160H137L138 161V159H136ZM148 157V156H147ZM162 157V155H156V157L154 156V160H156L155 158H157V159H159L160 161H161V159H163L164 160V158H161ZM167 157V156H166ZM201 157V156H200ZM202 157H203V155H202ZM206 157H208V156H206ZM228 157V156H227ZM231 157V156H230ZM75 158V157H74ZM72 159V161H74L75 159H77L78 158V156L75 158V159ZM80 158H82V156L80 155L79 156V158H78V160H80ZM84 159H85V155H84V157H83ZM82 158V159H83ZM86 158H88V157H86ZM90 158V157H89ZM88 158V159H89ZM113 158V159H112ZM117 159V162H115L116 160L115 159ZM128 158H130V159H128ZM140 158V157H139ZM149 158V157H148ZM168 158L169 157H167V162H165L164 163V161L162 160L160 163H161V165H158L157 163H156V161H158V160H156V161H151L149 164H152V162H155L156 163V165H158V166H160L159 167V172H160V174H161V176H163L162 178H164V177H168L169 176V178H168V180H167V185H169L168 187H169V189H167L168 190V192L167 191H165V189L163 190V189H161V188H158V190L156 189V191L155 190H152V189H146V188H148L147 186L144 188L145 190H147V191H145V194H144V192L143 193H141L142 191H143V189L141 188V187H139L138 189L140 190V188L142 189V191L140 192L141 194H142V197H145V199H143L142 201L144 202V204H140L139 206H135L134 207V205H133V203L131 204V203H124V200L125 199H123L124 197H123V195H120V194H108V193H106V191H108V188L106 189V191L104 192V189H103V196H100L102 199H104V198H106V199H108L107 197H109V199L111 198V200L109 201L110 203H111V201H113V200H123L122 201V203L120 202V204L122 205V209H123V211H126V212H130V211H132L133 209L135 210L136 209V211L135 212H137V210H138V212L140 213V215L142 216V218H146V215H148L150 218H149V220L148 221H139V219H137V221L138 222H140V223H138L137 224V222L135 221L134 222V220H133V222L132 221H129L128 219H126L125 220V217H119V218H117L118 217V215L116 214V216L117 217H114V218H116V219H120V218H124V220L125 221H127V223H128V221L129 222H132L131 223V225H133L134 226V228L135 227H138V226H140V224H142L141 225V227L138 229V231L136 232V234H135V236L136 237H133V238H131L130 239V242L133 244V246L134 245H137L138 247H137V249L138 248H140V249H142L143 250V252L142 251H140V252H138V255L140 254V253H142V255H143V253L145 252L144 251V249L143 248H145V250H146V253H147V251H149V247H151V249L150 250H152V252L154 253V255L156 254V255H158V260H159V262H161V264H264V234H262V232L263 231H261L260 230V228L258 227V226H256V224H251V223H245V224H240V225H234L235 227H232L231 229H229V230H227V232H226V230H225V232L223 231H221L222 233V239H219L221 242H220V248H218V249H216V250H214V251H209V249H211V248H207V246L209 245L208 243H207V241H209L210 242V238H213V237H216L215 235L213 236L212 234V232L211 231H207L208 233H204V230L202 231V233H200V235L201 234H203L204 235V237H202L201 239H196V237H198V236H200V235H197V236H195L196 234H197V231H195V229H197V224L198 223H196L194 226H196L195 227V229H194V231H193V233L195 234H193L192 233V229L190 230L191 232L190 233H192L193 234V236H194V238L193 237H191V235L190 236H188L187 234H186V230L181 226L182 225V223H181V225H180V221L181 220H183V219H185L187 216L189 217L190 215H191V211L190 210H192L190 207H189V205H190V202L192 201V197H189V198H191V199H189L188 201H189V205H188V207L190 208L189 209V211L190 212H185L186 210H185V207H184V204H183V202H184V199H186V198H184L185 196L184 195H186V196H189V195H187V193H188V191H187V189L189 188V187H194L193 188V190H192V188H191V190L192 191H197L198 189L199 190H201V188L202 187H204L206 184H208V181H209V178L207 179L208 181H207V183H205V181H200V179H199V176H201L202 175V173L204 174V175H206V171L208 170V168H210L209 166H208V163H207V165L206 166H208L207 168L206 167H203V165L204 164H202V168L204 169V168H206V170H202V169H200V167H199V169L201 170H199V171H196L195 169H193V170H195L196 171V173H195V171H193V170H189L190 169V165H191V159L192 158H190V157H186V161L184 160V158H183V160H184V162H182V158H180V159H178L177 160V158H178V156L174 159V157H172L173 158V161L172 162H170L169 160H168ZM190 158V164H189V169H188V167L185 165V163L187 162V160ZM218 158V157H217ZM221 158V157H220ZM219 158V160L221 161V159ZM224 158V159H223ZM233 158V157H232ZM231 158V159H232ZM237 158V157H236ZM6 159H8L7 161H6ZM19 159V158H18ZM23 159V158H22ZM48 159V158H47ZM46 159V160H47ZM51 159V158H50ZM88 159H87V164L90 166V165H92V163H94L95 162V160H93L94 162H91V164H89L88 162ZM93 159V158H92ZM92 159H90V160H92ZM119 159V160H118ZM150 159V158H149ZM170 159V158H169ZM203 159V158H202ZM205 159V158H204ZM222 159L224 160V163H225V155H224V157L222 156ZM228 158H226V160H227ZM235 159V158H234ZM242 159V158H241ZM251 159V158H250ZM53 160H55V159H52V161ZM77 160V161H78ZM175 160V161H174ZM208 160L209 159H207V162H208ZM219 160H218V162H219ZM222 160V161H223ZM235 160H237L238 161V159H235ZM235 160H234V162H235ZM252 160V159H251ZM67 161V160H66ZM72 161H71V164H69V165H74V166H76V163H75V161L72 163ZM140 161V160H139ZM143 161V160H142ZM140 162V163H142V164H144L143 162ZM147 161H148V159H147ZM146 161V162H147ZM54 162V161H53ZM51 163V164H47L48 166H46V167H51L52 166V164H56V168H59V167H61V163H60V165H59V167H58V165H57V163ZM136 162V161H135ZM169 162V163H168ZM210 162V164L212 165L213 163H211V161H209ZM228 162H230L231 163V161L228 159ZM233 162V161H232ZM25 163V162H24ZM64 163V162H63ZM70 163V162H69ZM75 163V164H74ZM97 163V162H96ZM95 163V164H96ZM131 163V166H133V164ZM188 163L189 162H187L186 164L188 165ZM206 163V162H205ZM219 163H221V162H219ZM223 163V162H222ZM222 163H221V165H222ZM1 164H3V163H1ZM66 164V165H65ZM65 164H63L62 166H63V168H64V166H68V164H67V162L65 163ZM82 164L84 165H86V163L84 162H82ZM82 164H77V165H79V168L82 166ZM98 164V163H97ZM96 164V171H98L99 172V174H97V175H99L98 176V178H97V180L100 178V180H102L103 181V177H102V175L104 174V171H103V173L101 172L102 171V168H100L101 169V171H99L98 170V165ZM108 164V163H107ZM111 164V163H110ZM126 164V163H125ZM138 164V166H141V164L139 165V163H137ZM194 164H195V162H194ZM197 164V163H196ZM209 164V165H210ZM228 164V163H227ZM10 165V167H14V168H16L17 170H18V172H19V170H20V168H19V166L18 165H15L14 166V164H9ZM20 165V164H19ZM25 165V164H24ZM51 165V166H50ZM81 165V166H80ZM84 165V166H85ZM87 165V166H88ZM103 164H101L100 166H102ZM193 165V164H192ZM197 165H199V163L197 164ZM224 165H226V163L225 164H223V166ZM231 165V164H230ZM23 166V165H22ZM74 166H72L73 168H74ZM83 166V167H84ZM134 166H137L136 165V163H135V165ZM146 165H144V167H145ZM149 165H148V163H147V167H148ZM151 166V165H150ZM205 166V165H204ZM216 166V165H215ZM214 166V167H215ZM218 166V165H217ZM53 167H55V165L53 166ZM77 168H78V166H76ZM75 167V168H76ZM92 167V166H91ZM93 167L95 168V166L93 165ZM104 169H106L105 168V165L104 166H102ZM141 167H143V166H141ZM144 167L142 168V170L144 169ZM146 167V168H147ZM153 167H155V166H153ZM195 167H196V165H195ZM198 167V166H197ZM212 167H213V165H212ZM213 167V168H214ZM224 167H226V166H224ZM229 167V166H228ZM32 168V167H31ZM28 169V168H26L25 167V169H24V167L22 168L21 167V169H24V172H26L27 170V173L28 172H31V171H29V170H32V169ZM55 168V169H56ZM62 168V167H61ZM60 169L59 170V172H61V170H64V169ZM86 168V167H85ZM89 168L90 167H88V170H89ZM109 168V167H108ZM151 168H152V166H151ZM192 168H194V167H192ZM191 168V169H192ZM213 168H211V172H209V176H211L210 174L211 173H213L212 172V169ZM216 168V167H215ZM227 168V167H226ZM231 168V167H230ZM230 168H228V169H230ZM36 169V168H35ZM34 169V170H35ZM38 170L40 169V168H37ZM37 169H36V171H37ZM47 169V172H48V168H46ZM46 169H45V171H46ZM68 169H70V168H68ZM68 169H66L67 170V172H69L68 171ZM81 169H83V172L86 170H84V168H81ZM91 169V168H90ZM93 169V168H92ZM103 169V170H104ZM109 169H111V168H109ZM108 169V170H109ZM114 169V168H113ZM155 169H156V167H155ZM154 169V170H155ZM220 169V168H219ZM254 169V168H253ZM252 169V170H253ZM34 170L32 171V172H34ZM107 170V169H106ZM107 170V172H109ZM116 170V172H118L117 170L118 169H115ZM114 170V171H115ZM126 170V169H125ZM149 170H150V167H149ZM152 170V169H151ZM158 170V169H157ZM214 170V169H213ZM216 170V169H215ZM217 170H218V168H217ZM216 170V171H217ZM221 170V169H220ZM219 170V171H220ZM225 170V169H224ZM227 170V169H226ZM39 171H44L42 168L39 170ZM82 171V170H81ZM87 171V170H86ZM143 171H145V173H149V172H151V171H148V172H146V170H143ZM23 172V173H24ZM54 172H56L57 173V171H55L54 170V168H53V174H54ZM59 172H58V174H59ZM63 172V171H62ZM66 172V171H65ZM90 172H91V170H90ZM89 172V174H91L92 173V175H94L95 177H96V173H94L93 174V172H91L90 173ZM100 172L102 173V174H100ZM106 171H105V173L106 174H104L107 178H108V176H107V173ZM199 172V173H198ZM208 172V171H207ZM238 172V171H237ZM236 172V174H233V177H234V175H237L238 173ZM240 172V171H239ZM255 172H257V170H255ZM20 173V172H19ZM37 173V172H36ZM35 173V174H36ZM42 173H44V172H42ZM51 173V174H52ZM85 173V172H84ZM114 174V172H113V170H112V172H111V174ZM119 173V172H118ZM122 171L120 172V174H121V176H120V174H119V177H117V180H118V178H123V176H122ZM152 173V172H151ZM153 173H155V172H153ZM241 173V172H240ZM245 173V172H244ZM243 172H242V174H244ZM31 173H29V175H30ZM33 174V173H32ZM61 174V173H60ZM88 174V173H87ZM88 174V177L89 178H91L93 181L95 180V181H97L96 180V178L94 177V179L92 178V177H90V176H92V175H89ZM113 174L110 176V174H109V176L111 177V180L108 178V180H110V181H108L107 179H105V176H104V183H103V185L105 186H114V184H116V182H114L115 180H113L112 178H116V177H114L115 176V174H114V176H113ZM123 174H125V173H123ZM127 174V173H126ZM125 174V175H126ZM156 174H157V172H156ZM208 174V173H207ZM247 174V173H246ZM2 175V174H1ZM37 175V177H38V174H36ZM40 175L41 174H39V177H40ZM76 175V174H75ZM86 175V174H85ZM101 175V176H100ZM118 175V174H117ZM116 175V176H117ZM124 175V176H125ZM129 175V174H128ZM144 175V174H143ZM152 175V174H151ZM158 175V174H157ZM156 175V177H159V175L157 176ZM166 175V176H165ZM213 175V174H212ZM217 175H218V173H217ZM230 174H228V176H229ZM240 175V174H239ZM245 175V174H244ZM243 175V176H244ZM25 175H21L20 177L22 178V177H24ZM50 175H48V177H49ZM54 177L53 178H58V179H60L59 177H61V176H58L57 174H56V176H55V174L53 175ZM113 176V177H112ZM131 176V175H130ZM208 176V175H207ZM214 176H216V174H215V172H214ZM213 176V177H214ZM219 176V175H218ZM218 176H216V177H218ZM227 176V177H228ZM241 176V175H240ZM32 177H34V175L32 176ZM39 177L37 178V179H39ZM45 177H47L46 175H45ZM47 177V178H48ZM83 177V176H82ZM87 177V176H86ZM102 177V178H101ZM154 177H155V174H154ZM198 177V178H197ZM212 177V178H213ZM215 177V180L217 179ZM225 179H226V176L224 175L223 176ZM230 177V176H229ZM228 177V178H229ZM237 177V176H236ZM239 177V176H238ZM36 178V177H35ZM46 178V179H47ZM204 176H203V180H204ZM235 178V177H234ZM242 178V176L240 177V180H242L241 179ZM245 178V177H244ZM22 179H28V178H22ZM49 179H51V180H49ZM126 179H128V176L125 178V180ZM218 179H220L219 177H218ZM222 180H223V178H221ZM225 179H224V181H225ZM233 179V178H232ZM232 179H230L231 180V182H232ZM248 179V178H247ZM24 180V181H25ZM44 180V179H43ZM52 181V175L46 180V181ZM56 180V179H55ZM89 180V179H88ZM112 180H113V182H112ZM122 180V179H121ZM121 180H120V182H121ZM124 180V182L128 185V187H131V186H129V182H130V180H132L131 179V177H130V179H128L129 181H125ZM221 180V181H222ZM237 180V179H236ZM29 181V180H28ZM45 181V182H46ZM54 181V180H53ZM52 181V182H53ZM94 181V183L96 184V182ZM99 181V180H98ZM97 181V182H98ZM102 181H99L98 183L99 184H102ZM119 181V180H118ZM118 181H117V183H118ZM136 182H134L133 181V184H131L132 186L133 185H135V183H137V179L135 180ZM146 181V180H145ZM224 181H223V184H224ZM227 181H229L228 179H227ZM233 181H235V179L233 180ZM245 181H246V178H245ZM26 182V181H25ZM89 182H91V180L89 181ZM101 182V183H100ZM109 182H112V183H110L109 184ZM122 182H123V180H122ZM211 182V181H210ZM209 182V183H210ZM220 182V181H219ZM231 182H229L230 183V185L231 186H229V187H234L235 185H233ZM131 183V182H130ZM195 185H194V184ZM212 183V182H211ZM222 183V182H221ZM221 183H219V184H221ZM228 183V182H227ZM242 183V182H241ZM240 183V184H241ZM49 184V183H48ZM109 184V185H108ZM112 184V185H111ZM122 184V183H121ZM124 184V183H123ZM126 184H124V185H126ZM142 183H139V185H141ZM149 184H151V183H149ZM174 184H175V186H174ZM219 184H217V185H219ZM223 184L221 185L222 187H223ZM226 184V183H225ZM225 184H224V186H225ZM243 184H244V181H243ZM243 184H242V186H243ZM30 185V184H29ZM70 185V184H69ZM139 185H135V186H133L134 187V189H135V187L136 186H139ZM152 185V184H151ZM173 185V186H172ZM194 185V186H193ZM213 185V184H212ZM215 185V184H214ZM214 185H213V187H214ZM259 185L260 186H263L264 187V184L263 183H259ZM25 186H27L28 187V184L26 183V185ZM31 186V185H30ZM93 186V185H92ZM118 186V185H117ZM123 188H124V186L123 185H121ZM120 186V187H121ZM220 186V185H219ZM228 186V185H227ZM238 186H239V181H238ZM238 186H236V187H238ZM126 187V186H125ZM132 187V188H133ZM207 187H209V188H211V186H207ZM235 187V188H236ZM240 187H241V185H240ZM239 187V188H240ZM30 188V187H29ZM73 188V187H72ZM71 188V189H72ZM118 188H119V186H118ZM117 187H116V189H118ZM165 188V187H164ZM206 188V187H205ZM204 188V189H205ZM245 189H246V187H244ZM77 189V188H76ZM114 189H115V186H114ZM120 189V188H119ZM129 189V188H128ZM160 189V190H159ZM190 189V188H189ZM237 190H238V188H236ZM1 190V189H0ZM22 190H23V188H22ZM35 190V189H34ZM39 190V189H38ZM73 190V189H72ZM99 190V189H98ZM130 190V189H129ZM132 190V189H131ZM136 190V189H135ZM135 190H132V191H135ZM198 190V191H199ZM202 190H203V188H202ZM206 190H207V188H206ZM209 190V189H208ZM212 190H215L214 188H212ZM231 190H234V189H232L231 188ZM241 190V189H240ZM240 190H239V192L238 191H236V192H238V194H236L235 193V191H233L236 195H234V197L236 196V197H238L237 195H240V194H242L241 192H240ZM242 190H244L243 188H242ZM18 191V190H17ZM20 191V190H19ZM24 191V190H23ZM28 191V190H27ZM33 191V190H32ZM57 192H59L58 190H56ZM61 191H63V193L65 192L64 190H61ZM102 191V190H101ZM112 191V190H111ZM131 191V192H132ZM148 191H150V192H148ZM197 191V192H198ZM205 191V190H204ZM202 192L201 193V191H199V194L201 193L202 195L203 194H205V192ZM216 191V190H215ZM245 191V190H244ZM68 191H66V193H67ZM71 191L69 190V192L67 193V195L68 194H72V193H70ZM73 192V191H72ZM112 192H114V191H112ZM129 192V191H128ZM131 192H129V193H131ZM137 192H139L138 190H137ZM210 192V191H209ZM233 192H232V194H233ZM260 192V191H259ZM262 192V191H261ZM21 193H23L22 191H21ZM32 193V192H31ZM31 193H29V194H31ZM66 193H64V194H61V193H59V196H61V197H63L62 195H65ZM123 193V192H122ZM197 194V193H195V192H191V196H195V195H192V194ZM211 193V192H210ZM212 193H213V191H212ZM215 193V192H214ZM231 193V192H230ZM263 193H264V191H263ZM15 194H16V192H15ZM19 194H20V192H19ZM18 194V195H19ZM25 194H26V192H25ZM25 194H22L23 196L22 197H24V196H26ZM28 194V195H29ZM57 194V193H56ZM61 194V195H60ZM75 194H77L78 195V192L77 193H75ZM81 194V193H80ZM83 194V193H82ZM128 194V193H127ZM139 194V193H138ZM143 194H144V196H143ZM201 194H200V196H201ZM208 194V193H207ZM205 195V198H206V196H209V195ZM261 194V193H260ZM27 195V196H28ZM35 195V194H34ZM75 196V197H77L78 198V196ZM105 195V196H104ZM210 195H212V194H210ZM216 195V194H215ZM215 195H213V196H215ZM2 196V195H1ZM20 196V195H19ZM66 196V195H65ZM72 196V195H71ZM99 196V195H98ZM135 196V195H134ZM140 197H139V199L140 198H142L141 197V195H139ZM197 196V195H196ZM233 196V195H232ZM3 197V196H2ZM31 197V196H30ZM29 197V198H30ZM35 197V196H34ZM37 197H39V196H37ZM74 197V198H75ZM81 198H82V196H80ZM123 197V198H122ZM136 197V196H135ZM147 197V198H146ZM151 198V200H153V199H156V202L159 204V202L157 201V200H160V204H162L163 202H165V204L162 206H160V205H158V204H156L155 203V200H154V204H151L150 202H151V200H149L150 202L149 203H147L148 201H147V199H149V198ZM198 197H199V195H198ZM216 197H217V195H216ZM233 197V198H234ZM241 197V196H240ZM20 198H21V196H20ZM27 198V197H26ZM25 198V199H26ZM29 198H27V201H26V203H28V205H29V201H28V199ZM60 198V197H59ZM101 198H99L100 200H101ZM208 198H214V197H208ZM239 198V197H238ZM2 199V198H1ZM66 199H67V196H66ZM113 199V200H112ZM198 198H196L195 199V201L197 200ZM21 200H24V199H21ZM20 200V201H21ZM35 199H33V201H34ZM79 200V199H78ZM87 200V199H86ZM144 200H146V202L144 201ZM187 200V199H186ZM199 200V199H198ZM204 200V199H203ZM202 200V202L204 203L205 201H203ZM217 201H219L218 199H216ZM3 201V200H2ZM6 201V200H5ZM14 201V200H13ZM43 201V200H42ZM73 201V200H72ZM80 201V200H79ZM85 201V200H84ZM102 201V200H101ZM125 201H127V199L125 200ZM194 201V202H195ZM200 201V200H199ZM212 201V200H211ZM4 202V201H3ZM34 202H36V201H34ZM44 202V201H43ZM108 202V203H109ZM186 202V201H185ZM201 202V201H200ZM200 202H198L197 201V204L200 206ZM208 202V201H207ZM216 202V201H215ZM1 203V202H0ZM21 203H23V201L21 202ZM21 203H17L18 204V206L21 204ZM37 203V202H36ZM62 203V202H61ZM81 203V202H80ZM139 203V202H138ZM153 203V202H152ZM196 203V202H195ZM200 203V204H199ZM202 203V204H203ZM206 203V202H205ZM204 203V206H205V208H207L208 207V205L207 204H205ZM212 203L214 204V202L212 201ZM219 204H220V201L218 202ZM217 202L215 203L216 205L218 204ZM17 204H16V206H17ZM24 204V203H23ZM35 204V203H34ZM34 204H31V205H33V206H31V207H33V208H35L34 207ZM76 204V203H75ZM89 204V203H88ZM87 204V206L88 207H90L89 205ZM102 204H104V201H103V203ZM101 204V205H102ZM112 204V206L111 207H113V203H111ZM192 204H193V202H192ZM196 204V205H197ZM208 204H211L210 202L208 203ZM214 204V205H215ZM218 204V205H219ZM7 205V204H6ZM15 205V204H14ZM27 205V204H26ZM36 205V204H35ZM76 205H79V203L78 204H76ZM84 206H85V204H83ZM100 205V204H99ZM99 205L98 204H96V206H98L99 207ZM110 205V204H109ZM136 205V204H135ZM187 205H185V206H187ZM195 205V208H194V210L196 209V207H198V206H196ZM216 205H215V207H216ZM13 206V205H12ZM17 206V207H18ZM38 206L40 207L41 206V204H38ZM42 206H46V204L44 205H42ZM48 206V205H47ZM80 206L81 207H83L82 206V204H80ZM108 206V205H107ZM106 206V207H107ZM191 206H193V205H191ZM207 206V207H206ZM210 206V205H209ZM212 206V205H211ZM1 207H2V209H3V211H4V206H2L1 205ZM0 207V208H1ZM24 207V206H23ZM30 207V208H31ZM37 207V206H36ZM38 207V208H39ZM49 207V206H48ZM75 207V206H74ZM77 207V206H76ZM92 207V206H91ZM97 207V208H98ZM101 207V206H100ZM110 207V208H111ZM187 207V208H188ZM5 208H7V207H5ZM13 208V207H12ZM30 208L28 209V210H30ZM33 208H31V210H33ZM50 208V207H49ZM78 208V207H77ZM84 208V207H83ZM102 208V209H101ZM100 209L101 210H103V207H101ZM114 208V207H113ZM112 208V209H113ZM116 208H118L119 209V206L118 207H116ZM180 208V209H179ZM210 208V207H209ZM17 209H19V208H17ZM17 209H15L14 210V212H12L10 209L8 210H5V212H6V214H5V218H4V220L2 221V222H0V255L2 256V257H9L11 254H13V253H17V252H21V250H22V255H24V253H27V251L25 250L26 248V246L24 245L25 243L23 242V239H26V240H29V241H31L32 243H33V245H35V247H37V248H46V247H48V249H49V247L52 245L51 243H50V241L48 242L47 240L48 239H46L45 241H44V238H43V234H42V232L43 233H45L44 231H45V229H44V231H41V230H39L40 228H37V227H35V226H37V224L35 225V224H33L32 223V221H30L29 219H31L30 217H27V218H29V219H21V218H24V217H21V218H18V217H20L21 215H24V214H21L22 213V211H21V213L19 212V210H18V214H21L20 216L18 215L17 217L15 216L16 214H17ZM25 209V208H24ZM45 209V208H44ZM75 209V208H74ZM81 209V208H80ZM92 209H93V207H92ZM94 209H96V208H94ZM107 209H109L108 207L105 209V210H107ZM111 209V210H112ZM121 209V208H120ZM171 209H175L176 211H177V214H178V216H177V219H178V217L180 216L181 218V220H179V223L178 222H176L177 220H176V217L174 218H171L172 216H171V213H169L170 212V210ZM197 209H202V207L201 208H197ZM203 209H204V207H203ZM208 209V208H207ZM217 209H218V207H217ZM1 210V209H0ZM35 210V209H34ZM34 210H33V212H34ZM47 210V209H46ZM75 210H77V209H75ZM84 210H85V208H84ZM84 210H82L81 209V211H83L84 213H86V211H84ZM114 210H115V208H114ZM222 210V209H221ZM2 211V212H3ZM16 211V212H15ZM38 211V210H37ZM43 211V210H42ZM51 211V210H50ZM78 211H80V210H78ZM92 211V210H91ZM202 211V210H201ZM205 211V210H204ZM203 211V212H204ZM1 212V211H0ZM24 212H26L25 210H24ZM23 212V213H24ZM36 212V211H35ZM35 212H34V214H35ZM44 212V211H43ZM42 212V213H43ZM47 212H48V215H49V210H47ZM47 212H45V213H47ZM109 212V211H108ZM116 212V211H115ZM118 212V211H117ZM138 212H137V214H136V216L138 215ZM206 212H207V210H206ZM261 212H264V209L261 211ZM27 214H28V212H26ZM31 213V212H30ZM29 213V214H30ZM39 213V212H38ZM44 213V214H45ZM75 213V212H74ZM103 213H104V211H103ZM107 213V212H106ZM109 213H112L111 211L109 212ZM121 213V211L120 212H118V214H120ZM123 213V212H122ZM121 213V214H122ZM188 213H190V215L188 214ZM199 213V212H198ZM210 213V212H209ZM1 214V213H0ZM27 214H25L26 216H27ZM33 214V216H35ZM37 214V213H36ZM40 214H41V211H40ZM40 214H39V216H40ZM43 214V215H44ZM93 214V213H92ZM108 214V213H107ZM120 214V215H121ZM173 214V213H172ZM193 214V213H192ZM200 214V213H199ZM204 214H205V212H204ZM204 214H202V215H204ZM211 214V213H210ZM212 214H213V210H212ZM42 215V216H43ZM47 215V214H46ZM45 215V216H46ZM71 215H73V214H71ZM75 215H77V212H76V214ZM74 215V216H75ZM95 215H97V214H95ZM122 215H124L125 216V214H122ZM175 215V214H174ZM196 215V214H195ZM1 216H3L2 214H1ZM41 216V217H42ZM57 216V215H56ZM55 216V219L58 217H56ZM73 216V217H74ZM80 216V215H79ZM78 216V217H79ZM94 216V215H93ZM104 216H106V215H104ZM130 216V215H129ZM135 216V215H134ZM139 216V215H138ZM156 216V217H155ZM192 216V215H191ZM214 216V215H213ZM213 216H210V215H205L204 217L205 218H209L210 219V223H212L213 225H214V223H215V227L217 228V226H219V225H217L216 226V222H218V220H217V218H215L214 220H213ZM218 216V215H217ZM216 216V217H217ZM37 217V216H36ZM41 217L39 218L40 220H41ZM53 218V222L55 223V221H57V220H55L54 219V216H52ZM71 217V216H70ZM72 217V220L74 219ZM77 216H75V218H76ZM85 217H86V214H85ZM101 217V216H100ZM107 217H109L108 215H107ZM111 217L113 218V215L111 214V216H110V220H111ZM128 217V216H127ZM126 217V218H127ZM187 217V218H188ZM194 217V216H193ZM197 218H198V214H197V216H196ZM196 217H195V219H196ZM201 217V216H200ZM33 218V217H32ZM38 218V217H37ZM36 218V219H37ZM47 218V217H46ZM46 218H44L43 217V219H46ZM49 218H50V215H49ZM81 218V217H80ZM87 218V217H86ZM93 218V217H92ZM94 218H95V216H94ZM93 218V219H94ZM96 218H98L97 216H96ZM139 218H141V217H139ZM155 218V219H154ZM190 218V217H189ZM204 218V219H205ZM34 219V218H33ZM48 219V218H47ZM46 219V220H47ZM102 219H104V217H102ZM194 218H192V220H193ZM194 219V220H195ZM264 219V217L262 218V219H260V220H263ZM32 220V219H31ZM40 220H39V222H40ZM50 220V219H49ZM75 220V219H74ZM73 220V221H74ZM76 220H78L77 218H76ZM99 220V219H98ZM98 220H96L97 222L96 223H99V222H101L102 223V221H98ZM105 220H107L108 221V219L106 218ZM123 220V221H124ZM135 220H136V218H135ZM144 220V219H143ZM147 220V219H146ZM176 220V221H175ZM188 220V219H187ZM193 220V221H194ZM202 220V219H201ZM35 221V220H34ZM37 222H38V219L36 220ZM45 221V220H44ZM52 220H50V222H51ZM116 220L114 219V221H113V219H112V222L114 223ZM118 221V220H117ZM120 221H122L121 219H120ZM119 221V222H120ZM122 221V222H123ZM174 221V222H173ZM205 222V220H202V222ZM258 222H259V220H257ZM47 222V221H46ZM82 222V221H81ZM87 222V221H86ZM118 222V223H119ZM142 222H144V223H142ZM190 223L192 222L191 220L189 221ZM195 222H196V220H195ZM199 222V221H198ZM207 222H209V221H207ZM41 223V222H40ZM44 223V222H43ZM53 223V224H54ZM83 223V222H82ZM92 223V222H91ZM105 223H106V221H105ZM104 223V224H105ZM115 223H117V222H115ZM117 223V224H118ZM121 223V222H120ZM124 223V222H123ZM126 223V224H127ZM193 223V222H192ZM200 223V222H199ZM209 223V224H210ZM262 223H264V220L262 221ZM47 224V223H46ZM53 224H49V225H53ZM55 224H58V223H55ZM100 224V223H99ZM99 224H96L95 226H98ZM109 224H111V223H109V221H108V225ZM117 224H116V228H117V231L116 232H118V227L120 228V226H118L117 227ZM122 224V223H121ZM184 224V226H185V224H186V222H184L183 223ZM189 224V223H188ZM207 224L208 226H213L212 224ZM218 224V223H217ZM33 225H35V226H33ZM43 225H45V224H43ZM58 225H60V224H58ZM102 225H103V223H102ZM119 225V224H118ZM123 225V224H122ZM128 225V224H127ZM126 225V226H127ZM131 225H128V226H130L131 227V229H132V231H130L129 233H131V232H134L133 231V228H132V226ZM200 225H201V223H200ZM203 225V224H202ZM260 225V224H259ZM40 226V225H39ZM46 226V225H45ZM45 226H44V228H45ZM56 226V225H55ZM55 226H54V228H55ZM76 226V225H75ZM92 226H93V223H92ZM107 226V225H106ZM109 226H112V225H109ZM125 226V225H124ZM123 226V227H124ZM127 226V227H128ZM41 227V226H40ZM53 227V226H52ZM51 227V228H52ZM83 227H85V226H83ZM115 227H113V228H115ZM122 227V228H123ZM126 227V228H127ZM186 227V226H185ZM48 228V227H47ZM64 228L65 227H63V230H64ZM93 228V227H92ZM96 228V227H95ZM102 229V230H100V229ZM109 228V227H108ZM107 228V229H108ZM125 228V227H124ZM150 228H157V230L159 231L160 230V232L162 233V235L165 237H160V236H162V235H160L159 236V233L158 232H155V231H152ZM198 228H199V230H200V226L198 225ZM213 228V227H212ZM58 229V228H57ZM62 229V228H61ZM61 229H58V230H60V234H62L61 233ZM68 229V228H67ZM67 229H65V231H69V229L67 230ZM71 229V228H70ZM82 229V228H81ZM97 229V233L99 234V232L101 233V231L102 232H104L105 231V229H104V227L103 226H100L99 225V227L98 228H96ZM95 229V230H96ZM99 229V230H98ZM112 229V228H111ZM129 229V228H128ZM209 229V228H208ZM213 229H215V228H213ZM78 230V229H77ZM122 230V229H121ZM126 230V229H125ZM198 230V229H197ZM199 230H198V232H199ZM210 230V229H209ZM52 231H53V229H52ZM64 231V232H65ZM99 231V232H98ZM107 231V230H106ZM187 231H189V229L187 230ZM214 231V230H213ZM63 232V233H64ZM112 231H110V233H111ZM50 233V232H49ZM53 233V232H52ZM69 233H70V235L72 234L71 233V231H69ZM68 232H67V235L69 234ZM96 233V232H95ZM97 233H96V235H97ZM107 233H109V232H107ZM107 233H104V235L105 234H107ZM113 233V232H112ZM118 233H120V232H118ZM126 233V232H125ZM212 233V234H211ZM225 233V234H224ZM116 235H117V233H115ZM114 234V235H115ZM127 234V233H126ZM134 233H132V236H134L133 235ZM188 234H189V232H188ZM219 234H220V232H219ZM46 235H47V231H46ZM45 235V236H46ZM69 235V236H70ZM81 235V234H80ZM87 235V234H86ZM99 235H101V234H99ZM123 235V234H122ZM130 236H131V234H129ZM142 235V237L143 236H148L149 237V240L151 239V241H149V242H151L152 244H153V247H152V244L150 245L149 243L148 244H146L145 243V241L144 242H138V240H136V238H140V236ZM202 235V236H203ZM217 235V234H216ZM54 236V235H53ZM52 236V237H53ZM60 236V235H59ZM72 236V235H71ZM78 236H79V234H78ZM108 236V235H107ZM124 236V235H123ZM128 236V234L127 235H125V237H127ZM157 236H159L161 239L162 238H164L165 240H167V239H170L169 241H166V243L165 242H161V243H158L157 244V242H156V237ZM219 236H221V235H219ZM56 237V236H55ZM62 237V236H61ZM64 237H66V235H64ZM73 237H74V235H73ZM100 237H102V236H100ZM119 237H120V235H119ZM50 238V240H51V236L49 237ZM67 238H68V236H67ZM79 238H81V237H79ZM111 238H113L112 236H111ZM124 238V237H123ZM177 238V239H176ZM117 239V238H116ZM160 239V240H161ZM214 239V238H213ZM53 240V239H52ZM120 240V239H119ZM124 240V239H123ZM127 239H125L124 241H126ZM215 240V239H214ZM216 240H218V238H216ZM215 240V241H216ZM219 240L218 241H216V242H219ZM25 241V240H24ZM65 239H64V243H65ZM86 241V240H85ZM90 241V240H89ZM127 241H129V240H127ZM136 241V242H135ZM143 241V240H142ZM170 241H172V242H170ZM52 243H53V241H51ZM58 243H59V241H57ZM62 242V243H63ZM96 242V241H95ZM148 242V241H147ZM215 242V246H218V245H216L217 243ZM55 244H56V240H55V242H54ZM57 243V244H58ZM66 243H67V241H66ZM97 243H98V241H97ZM143 243V244H142ZM145 243V244H144ZM214 243V242H213ZM68 244V243H67ZM78 244V243H77ZM80 244H82V245H87V242H80ZM90 244H92V243H90ZM154 244L156 245V246H154ZM219 244V243H218ZM29 245V244H28ZM54 245V244H53ZM59 246H60V243L58 244ZM65 245V246H64ZM64 245H61L62 247L64 246V248L66 247V244H64ZM93 245H95L96 246V244L94 243ZM92 245V246H93ZM100 245V244H99ZM106 245V244H105ZM111 245V244H110ZM125 245V244H124ZM139 245H141V246H139ZM148 247H147V246ZM150 245V246H149ZM159 245V246H158ZM30 246V245H29ZM28 246V248H31V247H29ZM59 246H53V247H56L55 249H57ZM68 246H70V244L69 245H67V247ZM91 245L89 246L90 248H92L93 249V251H91L92 249H90V251H87L88 253H93L95 250V248H93ZM98 246V245H97ZM112 246H114V243H113V245ZM66 247V248H67ZM103 247V246H102ZM107 247V246H106ZM214 246H212V248H213ZM51 248V247H50ZM70 248V247H69ZM69 248H67V249H69ZM96 248H98L99 249V247H96ZM114 248H116V247H114ZM117 248H118V246H117ZM131 248V247H130ZM147 248V249H146ZM62 249V248H61ZM67 249H65V251H67ZM70 249H72V247L70 248ZM85 249H86V247H85ZM109 249V248H108ZM214 249V248H213ZM30 250V249H29ZM86 250H88V248L86 249ZM85 250V251H86ZM103 250H104V248H103ZM113 250V249H112ZM124 250V249H123ZM32 251V249L28 252L29 254H30V252ZM40 251V250H39ZM64 251V250H63ZM64 251V252H65ZM70 251V250H69ZM100 251V250H99ZM98 251V252H99ZM115 251H116V249H115ZM115 251H112L110 254H112L113 252L114 253H116ZM55 252H56V250H55ZM98 252H97V255H95V253L96 252H94V254H91L90 256L92 257V256H94V257H92V258H96V256H100V255H98ZM101 252V251H100ZM99 252V253H100ZM108 252H110L109 250H108ZM107 252V253H108ZM150 252L151 251H149L148 252V255H145V253H144V255L146 256V257H149L150 255ZM152 252H151V255H152ZM208 252H210V253H208ZM28 253L27 254H25V256H27L28 255ZM33 253V252H32ZM41 253V252H40ZM43 253V252H42ZM21 254V253H20ZM57 254V253H56ZM84 254V253H83ZM102 254H103V252H102ZM101 254V255H102ZM131 254V253H130ZM132 254H133V252H132ZM49 255V254H48ZM74 255V254H73ZM77 255V254H76ZM115 255L116 254H113V255H110V256H114V257H110L111 259H112V262H114L115 264H118V262L120 261L117 257L118 256H116L115 257ZM117 255H118V253H117ZM119 255H121V253L119 254ZM122 255H124V254H122ZM122 255H121V257H122ZM143 255V256H144ZM153 255V256H154ZM32 256H33V254H32ZM36 256V255H35ZM85 256H87V255H85ZM89 256V257H90ZM134 256V255H133ZM140 256H141V254H140ZM139 256V258H141ZM142 256V257H143ZM144 256V257H145ZM153 256H151L152 258H154ZM34 257V256H33ZM38 257V256H37ZM89 257H87V259L89 258ZM103 259H104V256L102 255L101 256ZM107 257V256H106ZM120 257V256H119ZM129 257V256H128ZM131 257V256H130ZM141 258V260L142 259H144V261L143 262H145V258ZM35 258V257H34ZM81 258V257H80ZM92 258H90V259H92ZM109 258V259H110ZM58 259V258H57ZM93 259V260H94ZM97 259V258H96ZM95 259V260H96ZM98 259H100V257L98 258ZM103 259H100V260H96V262L97 263H101L102 261H104ZM123 259H126V257L124 256L123 257ZM134 259H136V258H134ZM89 260V259H88ZM92 260V261H93ZM126 260H128V258L126 259ZM129 260H130V258H129ZM157 260V259H156ZM157 260V261H158ZM92 261H89V263L91 262L92 264H94V263H96V262H92ZM108 261V260H107ZM115 261H117V262H115ZM131 261V260H130ZM156 261V262H157ZM35 262H38V261H35ZM53 262V261H52ZM108 262H110L109 264H111V261H108ZM133 263L132 264H135L136 262L135 261H132ZM152 262L153 263H155L156 264V262L154 261V259L152 260ZM158 262V263H159ZM38 263H40L41 264V262H38ZM77 263V262H76ZM96 263V264H97ZM128 263V262H127ZM139 263V262H138ZM103 264V263H102ZM104 264H106V263H104ZM108 264V263H107ZM122 264H125L124 263V261L122 262ZM129 264H130V262H129ZM149 264V263H148ZM150 264H151V262H150Z\"/></svg>",
  "mask_w": 264,
  "mask_h": 264
}]
</instances>
